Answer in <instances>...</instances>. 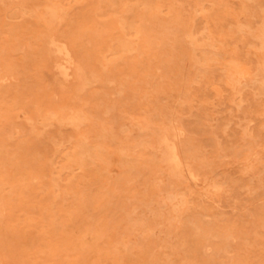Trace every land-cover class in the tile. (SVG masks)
<instances>
[{"label":"rangeland","instance_id":"374dc122","mask_svg":"<svg viewBox=\"0 0 264 264\" xmlns=\"http://www.w3.org/2000/svg\"><path fill=\"white\" fill-rule=\"evenodd\" d=\"M47 1L46 0H37V1L34 0L33 4H32V0H25L24 2L22 0L21 1L17 0V3H16V0H0V46L4 45V46L0 47V86H1L0 87L1 88L0 94H2V95H0V99H1L0 101H2L1 102L2 104L0 103V137H2L1 140L6 139L5 142H3L4 140L3 141L0 140V153L1 152L3 153L5 151L8 152V153L5 152L6 154L3 153L4 156H3V154H2V156L0 155V159H1L0 160V174L2 173L0 175V183H1V179H2V182L6 180L4 182V185H3V183H2V186L0 184V193H1L0 194V231L2 230L1 231L2 233L0 232V234H1L0 240L3 238L0 241V264H29V263L30 264H37V263L38 264H55V263L56 264H61V263L63 264V262H64V264H72V263L76 264V263H74L75 260H76V262L81 260L80 261L81 263L77 262V264L78 263L79 264H88V263L89 264H130V262H132V261L135 262L134 264H140L139 261L141 262V264H180V263L181 264H188V263L190 264V261H191V264H196V263L197 264H203L205 259L207 260L206 261L207 264H216V263H218V264H232V263L233 264L234 263L239 264V262L241 264H244L243 262H245L246 264H251L253 262V260H254V262H253L254 264H256L257 262L259 264H264V258H262L261 255H259L261 253H264V243H262L261 240H260V242L258 240V238H259V239H262V241H264V237H262V236H264V233H262V232H264V230H262V229H264V216H261V215H264V48H262V46H264V44H262V43H264V39H261L262 43H260L261 40L256 38V37H258L257 34H259V38H264V30H262V26H264V25L261 24V22L264 23V18H262V17H264V11H262V10H264V7H261V6H264V0H221V2H220V0H218L219 3L224 4V5L221 4L222 6L219 3H216V0H170V1L169 0H164V1L163 0H155V1L153 0V2L151 0H145V1L144 0H69V1L68 0H49L50 3H49V1L48 2ZM147 1H149V2L151 1V3L149 4V2H147ZM225 1L228 2L229 4L226 3ZM240 1H242V2H240ZM57 2L61 3V5L63 3L64 4L61 6ZM97 2H98V4H97ZM154 2H155V4H154ZM158 2L161 4H159ZM163 2H164V4H162ZM136 3L139 5H137ZM170 3H172V4H170ZM20 4H23V5H20ZM37 4L39 5V7ZM67 4H69V5H67ZM141 4L144 6L141 7ZM35 5H37V6L34 8ZM48 5L51 7H48ZM95 5L97 7L94 8L93 6H95ZM151 5H153V6H151ZM160 5H161V7H162V5H164V6L161 8ZM167 5H170V8ZM171 5H173V7H171ZM202 5H203V7H202ZM53 6H55V7H53ZM77 6L78 7L81 6L80 9L82 8L83 10L85 8H87V9H85L84 12L85 13L88 12L89 14L88 13H86V14H88L89 16L86 14H83V10L78 9ZM84 6H85V8H84ZM150 6L152 7V10H151ZM155 6H157L156 9H155ZM223 6L226 7L227 10ZM228 7H231V8L233 7L232 9H236V10L233 11L231 8H228ZM239 7L241 8L240 10L238 9ZM15 8L19 9V11H20V8L21 9L23 8L21 12H18V13H20V15L17 13L18 10ZM24 8H27L28 10L24 9ZM51 8H53L52 9L53 11H51ZM97 8L99 10H97ZM160 8L163 11L159 12ZM171 8L174 10H178L179 12L173 11ZM13 9L16 10V12H14ZM153 9H155L156 11H154ZM43 10H45V11H43ZM47 10H50V12H52V13L48 12ZM62 10H64L65 13L64 12L62 13ZM243 10H245V11L247 10L248 13L247 12L245 13V11H243ZM23 11L27 12V13L25 14ZM96 11L99 12V14ZM148 11H151V12H149L151 14V15L149 14V17L154 16V17H152V19H150V22L152 25L150 24V22H148L149 19L146 18V17H148V15H147ZM28 12H30V14L32 16L30 14H28ZM45 12H47L48 14ZM139 12H140V14H139ZM43 13H45L46 15ZM144 13H145V15H144ZM169 13H171V14H169ZM216 13H217V15H216ZM234 13H236V14H234ZM63 14H64V17H63ZM141 14H143V15H141ZM165 14L166 15L169 14L168 15L169 18L166 19ZM174 14L176 17L173 16ZM242 14H244V15H242ZM170 15L173 16V19L170 18V17H172ZM224 15H225V17H224ZM25 16L28 17V19ZM29 16L32 18H29ZM34 16H36L38 18H36ZM144 16H146V17H144ZM215 16L217 18L222 17V19H217ZM22 17H23V20L24 19L26 20L24 22H26L27 24H25L23 22V20L20 19ZM57 17H58V19H57ZM70 17L73 19H71ZM83 17H84V19H82ZM101 17H102V19H101ZM118 17H120V19H118ZM157 17H159V19ZM180 17L182 19L178 20V18H180ZM44 18L45 19L47 18V20H45ZM86 18H88V19H86ZM121 18H123L124 22H123V20H121ZM168 19H170L171 21H169ZM174 19H175V21H174ZM184 19H185V21H184ZM74 20L76 21V23ZM82 20H83V22H82ZM181 20H183V21H181ZM186 20H188V21H186ZM55 21H57L56 24H55ZM90 21L92 23L94 22L93 25H91L92 23L87 25V23H89ZM98 21L100 24L98 23ZM126 21H128L127 25L124 24V23H127ZM132 21H134V22H133V24H131V26L132 25L135 26L134 27L135 30L129 24V23H132ZM161 21L163 23H161ZM189 21H190V23H188ZM17 22H20V23H17ZM28 22L30 24L31 23L32 24L29 25ZM68 22H70V23H68ZM79 22L82 26H79L80 24L77 25V23H79ZM103 22L108 25V28H107V25H105ZM138 22L139 23L142 22L141 23L142 25L138 24ZM13 23H16L17 25L13 24ZM21 23H23V24H21ZM73 23H74V25H73ZM117 23H119V25ZM153 23H156L155 26ZM234 23H236V24H234ZM34 24H35V26H34ZM36 24H38L39 26L41 24V27H40L41 29ZM59 24H60V26H59ZM121 24H123V25H121ZM135 24L138 25V28L136 27L137 25H135ZM179 24H181V25H179ZM182 24H184V25H182ZM66 25H67V27H66ZM68 25H70L71 27ZM96 25H97V27H96ZM120 25H121V27H119ZM128 25L133 30L129 29ZM144 25H145V28H143ZM146 25L149 28H147ZM158 25L161 28V32H163L164 34L163 33H159L161 35L158 34V32H160V28L158 27ZM14 26L18 27V29ZM21 26H23L22 28L24 30L21 28ZM27 26H28L29 30L32 32L31 34H34V36L33 35H31L32 37L28 36V35H30V31L28 32ZM29 26H31V27H29ZM32 26H33V29L35 28V30H33V29L31 30ZM63 26H65V27H63ZM72 26H74L75 28L77 27V28L75 29ZM94 26L96 29H93ZM181 26H183V27H181ZM43 27H45V28H43ZM109 27H111V28H109ZM156 27H158V28H156ZM238 27H240V28H238ZM153 28H154V30L156 29L158 31L157 32L155 30L156 34L154 33L155 32L154 30H151ZM162 28H164V29H162ZM177 28H179V29H177ZM222 28H223V33H221ZM258 28H259V30H262V34H261V31L259 33ZM4 29L5 30L7 29L8 31L7 30L6 31L8 33L5 32ZM72 29H74L76 32L75 33L73 31V35H72V32H70V31H72ZM109 29H111L113 32H111V30H109ZM137 29H138V31H136ZM173 29H175L177 31H175ZM229 29H232V33H229V32H231V31H229ZM237 29H239V30H237ZM251 29H253V31H251ZM17 30L18 31L21 30L22 33L19 31L21 33V35H20V33H18ZM37 30H40V31H37ZM80 30L85 35L84 39L85 40L87 39L86 41L83 40V38H82L83 35H82V32H80ZM95 30L97 31V33L95 32ZM142 30H144L143 31L144 33L142 32ZM145 30H146V33H145ZM147 30H148V32H147ZM182 30H184V31H182ZM190 30H191V32H190ZM98 31H100L101 34L103 33L100 37L98 36V35H100L98 33ZM105 31H107V32L105 33ZM120 31L122 33L124 32L123 35ZM180 31L182 32V34ZM187 31H189V33H191V34H188ZM23 32H24V34H23ZM69 32L71 35L69 34ZM79 32H80V35H82L81 37L79 35ZM165 32H167V33H165ZM212 32H213V34H212ZM224 32H228V33H224ZM252 32H254V33H252ZM44 33H48V35L47 34L45 35ZM67 33H68V35H66ZM95 33H96V35H95ZM139 33H140V35H139ZM186 33H187V35H186ZM219 33H221L222 35H219ZM18 34L20 35V37H18L19 36ZM39 34H41V35H39ZM110 34H111V36L114 34V37L116 35H119L120 37L118 39V36H116L118 40L113 39L114 37H110L112 39V41H111L108 37V36H110ZM126 34H127V36H126ZM146 34H147V36L150 35V37L147 38ZM154 34H155V37L157 35L158 36L155 38ZM165 34H167V36H169L168 39H167ZM180 34L182 37L180 36ZM184 34H185V36H184ZM208 34L210 35V37H208L209 36ZM254 34H255V36H254ZM36 35H38V36H36ZM61 35L62 36L65 35L64 37H66L68 41L66 40V38L65 39L62 38ZM88 35H89V38H88ZM164 35H165V37H164ZM73 36H75V38ZM96 36H98L99 38ZM122 36H124L126 39H124V37H122ZM128 36H129V38H128ZM131 36H134V37L130 38ZM135 36H137V37H135ZM173 36H175V39L173 38ZM179 36L181 37L180 39H179ZM222 36H223V38H222ZM39 37H40V39H39ZM77 37H79V38L76 39ZM91 37H94V38H91ZM142 37H144V39ZM176 37L179 40H177ZM2 38L4 39L5 44H4V41ZM10 38H12V39H10ZM26 38L29 41L26 40ZM80 38L82 39V42H80L81 41ZM95 38H97V39H95ZM18 39L21 40V42L17 41ZM90 39L91 40L95 39V40L94 41L92 40L93 41L92 42ZM170 39H172V41ZM223 39H224V42H223ZM34 40L36 41L35 43H33ZM74 40L76 41V43L73 42ZM164 40H165V42H164ZM166 40L167 41L169 40L168 41L169 43ZM193 40L196 41V43ZM209 40H212V41H209ZM6 41H7V43H6ZM11 41L13 43H15V42L16 43L12 44ZM22 41H24V42L22 43ZM98 41L99 42L101 41V42L98 43ZM109 41H111L112 45H110ZM120 41L122 42V44ZM129 41H130V43L128 44ZM136 41L139 43H137ZM173 41L174 42L176 41L178 43H176V45H174L175 43ZM186 41H188V43H186ZM57 42H58V44H57ZM161 42L164 43L165 46H163L164 44H162ZM209 42H210V45H209ZM218 42L220 45L222 44L223 46H220L218 44ZM8 43H9V46L6 45ZM124 43H126L129 46H126V44H124ZM190 43H191V45H190ZM192 43L197 44V45H194L196 48L192 45ZM211 43H214L215 45L214 44L211 45ZM33 44H35L34 48H33V46L30 47ZM67 44H68V46H67ZM137 44H139L140 46ZM169 44H171V45H169ZM260 44H262V45H260ZM13 45H15V47ZM16 45H19V46L16 47ZM45 45H46V47H45ZM101 45L103 46V48L106 51L103 50ZM186 45H187V47L189 46L191 48H186L185 47ZM109 46H111V47L109 48ZM113 46H115V47H113ZM125 46H126L127 51L125 50ZM169 46L170 47L172 46L171 47L172 50L170 49ZM173 46H175V47H173ZM28 47H30V48H28ZM41 47H42V50H41ZM106 47H107V49H106ZM119 47H121V48L119 49ZM129 47L131 48V50ZM135 47L138 49H135ZM147 47H148V49L150 47H152V48H150L148 50ZM256 47H257V50H256ZM4 48H6L7 52L4 50ZM31 48H33L32 49V50H34L33 52H31ZM78 48H80V50ZM100 48H102V50H100ZM142 48H144V50ZM153 48L154 49L157 48V49L154 50ZM158 48H160V49H158ZM192 48H194V49L192 50ZM203 48H205V49L203 50ZM212 48H213V50H212L213 53L211 52ZM109 49H111L110 50L111 52L109 51ZM116 49H117V51H116ZM151 49H153L156 52H154L153 50L150 51ZM27 50H28V52H26ZM112 50L113 51L115 50L116 52L114 53V52H112ZM119 50L122 52V55H121V52ZM136 50H138V53ZM139 50H140V52L142 51L143 53L142 52L140 53ZM165 50L167 53H165ZM170 50L172 52V55H171ZM189 50H191V51H189ZM204 51L207 54L210 53V56H205L206 54H203ZM75 52H78V53H75ZM104 52H105V54H104ZM147 52L148 53L150 52V53L148 54ZM190 52H191V55L189 54ZM127 53H129V55ZM130 53H132V55ZM160 53H163V54H160ZM186 53H188V54H186ZM196 53H197V55H196ZM24 54H26V56ZM33 54H35V55H33ZM85 54H87V55H85ZM109 54H110V56L111 55L112 56L110 57ZM113 54H114V57H113ZM116 54L118 55V57H116V59H111L112 57L115 58V56H117ZM151 54L152 55L156 54L155 55L156 57L152 56ZM165 54H167L170 57H168V56L166 57ZM181 54H183V55L185 54L186 56L185 55L182 56ZM198 54H199V56H198ZM50 55L53 58H50ZM139 55H140V57H138ZM147 55L148 56L150 55L152 57L149 56V58L148 57L145 58V56H147ZM160 55H162V56H160ZM193 55H194V57H192ZM200 55L203 56V58L206 57V59L207 58L210 60L212 58H215V59H213L211 61L210 60L208 61V59L202 60V57H200ZM85 56H86V58H85ZM143 56H144V58H143ZM158 56L163 57L161 60L162 62L159 61ZM108 57H109V60H108ZM171 57H173L174 59ZM189 57L191 59L194 58L197 60L196 61H194V59L191 60ZM22 58H23V60H22ZM29 58L31 59L32 62L30 61ZM118 58H121V59H119L120 61L118 60ZM130 58H132L131 61H130ZM137 58H139V59L137 60ZM150 58H152V59H150ZM157 58H158V64L156 62ZM14 59H15V61H14ZM39 59H40V61H39ZM106 59L110 63L108 61H106ZM124 59H126V61H124ZM147 59H148V62H147ZM233 59H234V61H233ZM16 60L17 61L19 60V61L17 62ZM100 60H102V61H100ZM127 60H129L130 62H128ZM139 60L140 61L144 60V61H143V63L142 62L140 63ZM27 61H29L28 65L31 64V66L26 65ZM197 61H198V63L196 64ZM103 62H105V64ZM125 62H128V63H125ZM131 62H133V64ZM145 62H146V64L151 63V65L148 64V67L149 68L151 67L150 68L151 71H152V67H153L154 63L158 67L160 66L159 69H163V70L160 71L158 69V67L157 66L155 67V65H154L153 68L156 69L155 72L160 71L159 72L160 74L157 72L154 73V71L151 72L152 73L151 74L148 72L150 70L147 67V65L145 64ZM203 62H204V64L202 65ZM38 63H39V65H38ZM43 63L46 66L43 65ZM54 63H55V65H54ZM160 63L162 65H163V63H165V65H167V66L166 67H165V65L162 66ZM242 63H245V64L243 65ZM3 64H5V66H3ZM13 64H14V66H12ZM101 64L103 67H105L103 70L101 69ZM109 64H110V66H109ZM128 64H129V66H127ZM192 64H193V66H192ZM199 64H200V67H199ZM21 65H23V66H21ZM37 65H38V67H36ZM171 65L174 67H172ZM201 65H202V67H201ZM11 66H12V68H11ZM170 66H171V68H170ZM52 67H55V68H52ZM137 67H138V69H137ZM203 67H204V69L205 68H207V69L203 70ZM28 68H32V69L29 70ZM125 68L128 71V73L125 70ZM194 68H196L198 70L196 71V69H194ZM243 68H244V70H243ZM26 69H28V70H26ZM122 69H124V70L122 71ZM170 69H171L172 75L170 74ZM200 69H202L204 72ZM245 69H246V71H245ZM135 70L139 71V73L138 72L136 73ZM188 70H190V71L188 72ZM224 70H226V71H224ZM91 71L93 73H91ZM111 71L114 73H112ZM163 71L164 72L166 71V73H167V74L163 73L165 76L162 75ZM176 71L177 72L179 71V75H177V76L174 75V74H178ZM115 72H117V73L115 74ZM130 72H132L134 74L132 75V73H130ZM199 72L201 73L200 74L201 76L199 75ZM226 72H228V74H226ZM81 73L83 74V76L81 75V77H80ZM135 73H136V75H135ZM191 73H194V74H191ZM195 73L199 77H195V76H197ZM86 74L88 77L86 76ZM94 74H96V75H94ZM110 74H112V75L114 74V77L112 75L110 76L111 78L108 77V75H110ZM121 74H123L124 76L122 75L120 77L119 75H121ZM184 74H187L189 76L187 77ZM202 74L206 80L203 78ZM238 74H240L241 76H238ZM90 75H94V76L91 77ZM98 75H99L100 79L98 78ZM128 75H131V77ZM152 75L154 76L153 78H152ZM161 75L163 76L162 78H161ZM104 76H107V77H104ZM136 76H137L138 80H137ZM145 76H147V78ZM40 77H44L45 81H44V78H40ZM51 77H52V79H51ZM118 77L119 78L124 77V78H122V80L124 81V79H125L126 81L123 82ZM148 77L151 78L152 81ZM190 77L192 79L193 78L194 79L192 80ZM31 78H32V80H31ZM38 78H39V80H38ZM101 78H102V80H101ZM141 78H142V80H144V78H146V79L144 81H142ZM172 78H173V80H171ZM195 78L198 80H196ZM224 78H226V79H224ZM232 78H233V80H232ZM83 79H85L84 81L89 80V82H91V83L88 82L89 85L85 84ZM134 79L138 82H136ZM2 80H3V82H2ZM46 80H47V82H46ZM76 80H77V82H76ZM149 80L151 81L150 83H149ZM157 80H159V81H157ZM166 80H167V82H164V86H163V90H162L161 85H163V81H166ZM188 80H189V83H188ZM87 81H86V83H87ZM92 81H93V83H92ZM96 81H98L99 84H97ZM172 81L175 84L172 83ZM206 81H208V82H206ZM168 82H170L171 84ZM209 82H211V83H209ZM4 83H5V86H4ZM46 83H47V86H46ZM205 83H207L206 86H205ZM19 84H20V87L17 86ZM37 84H38V86H36ZM92 84H94V85H92ZM136 84L137 85L140 84V85L137 86ZM165 84L166 85L168 84V85L166 86ZM85 85H87V87H85ZM124 85L126 86L127 89L125 88ZM112 86H113V88H112ZM147 86L148 87L150 86V87L148 88ZM170 86L172 88H170ZM179 86H182V87H179ZM237 86H239V87H237ZM29 87H30V89H29ZM36 87H38V88H36ZM103 87H105V88L103 89ZM136 87H139V90L142 92V94H140L141 92ZM159 87L161 89H159ZM175 87L176 88L178 87V89H176L177 91L175 90ZM132 88H133V91H132ZM164 88H165V90H164ZM167 88H168V90H167ZM83 89H84V91H82ZM93 89H94V91L96 89L97 92H94ZM130 89H131V91H130ZM27 90H28V92H27ZM144 90H145V92H143ZM171 90H172V92H171ZM184 90H186L187 93H185L186 91H184ZM149 91H150V93H149ZM117 92H119V93H117ZM126 92L131 93L130 94L131 96H129V93H126ZM27 93H28V95L26 96ZM99 93H102L103 95L102 94L99 95ZM186 94H187V96H186ZM3 95H5L6 97ZM75 96H77V97H75ZM128 96H129V99H128ZM144 96H147V98H149V99L144 98ZM99 97H100V99H98ZM2 98H3V100H2ZM79 98L80 99L84 98V99L80 100ZM88 98L90 99L89 101H88ZM106 98H108V100ZM184 98L186 100L188 99V101H185ZM134 99L140 100L141 103L138 102L137 100H134ZM46 100L49 101V102L47 101L49 104L46 102ZM86 100H87V102H86ZM119 100H121V102L123 101L122 102L123 104L122 103L120 104ZM127 100H128V103H127ZM145 100L146 101L148 100V101L146 102ZM41 101L42 102L45 101L44 104ZM69 101H71V103ZM104 101L106 103H104ZM3 102H4V104H3ZM95 102L98 103L99 105L103 104V106L101 105L102 108L99 106V108H100L99 109L97 106L98 104H96ZM117 102L120 105L119 104L115 105V104H117ZM68 103H69V105H67ZM72 103H73V105H72ZM107 103H109L108 104L109 106L107 105ZM129 103H130V105H129ZM142 103H144V104H142ZM10 104H12V106ZM104 104H106V105H104ZM124 104L126 106L127 105L128 106L126 107ZM89 105L92 108H90ZM121 105L124 108L126 107V111L123 110L124 108ZM35 106L37 109L35 108ZM45 106L48 109H46ZM49 106H50V108H49ZM58 106H60V107H58ZM104 106H107V107L104 108ZM115 106H117V107H115ZM134 106L137 109H134L135 108ZM61 107H62V109H61ZM87 107H88V109H87ZM132 107H133V110H132ZM83 108H84V111H82ZM117 108H118L119 112H118V110L116 111ZM127 108L129 111L127 110ZM85 109H87L86 112H85ZM17 110H19V112ZM55 110H57L58 112ZM97 110H99V111L101 110V112H99ZM141 110L143 112H141ZM46 111L48 113L49 112L50 113L48 114ZM109 111H111V112H109ZM75 112L77 114H79V116ZM90 112L91 113L93 112L94 114L90 115ZM96 112L98 114H95ZM121 112H123V114ZM127 112H128V114H127ZM132 112H134V114H136V115H134ZM60 113H62V115ZM110 113H112V114H110ZM114 113L116 114V116ZM130 113H132L134 116L132 115L130 117V115H131ZM55 114H57L56 118L54 117ZM63 114H64V116H63ZM108 114L111 116V118ZM42 115H44V116L41 117ZM67 115H68V118H67ZM81 115H82V118H81ZM92 115H93V117H92ZM98 115L103 116V118L106 116L107 117L102 119L101 117L99 118ZM127 115H129V116H127ZM15 116H18V118ZM112 116H113V119H112ZM137 116H140V117H137ZM13 117H15V118H13ZM52 117H53V119H52ZM118 117H120V118H118ZM132 117L137 119V120L135 121L134 119H132ZM3 118H5V119H3ZM25 118H27V119H25ZM165 118H166V120H165ZM39 119H40V121H39ZM45 119L49 122H53L54 124L53 123L50 124ZM56 119H60V120H56ZM82 119H84V120H82ZM149 119L153 120L155 122L152 121L150 124V123H148V122H150ZM159 119H160V121H159ZM54 120H56V121H54ZM90 120H92V121H90ZM103 120H104V123L106 122L105 126L103 125L104 124ZM145 120H147L148 122ZM7 121L9 122V124ZM138 121H139V123L142 122L143 124L140 123L141 124L140 125L138 123ZM10 122H12V124ZM56 122H58V123L60 122L61 124L59 123L60 124L59 125ZM63 122H64V124H63ZM114 122L118 123V124H115ZM145 122H147V124H145ZM80 123L83 125H81ZM154 123H156V124H154ZM70 124H72V126ZM113 124H115V125H113ZM148 124H150V127ZM31 125L33 127L35 126L36 130L34 128H32ZM57 125H58V127H57ZM84 126H87V127L89 126V127L87 128ZM115 126H116V128H115ZM29 127H31L32 129ZM59 127H61V128H59ZM96 127H99V128H96ZM118 127H119V129H118ZM125 127H127L128 130H127V128L125 129ZM57 128H59V131L57 130ZM68 128H69V130H68ZM113 128H114V130H113ZM155 128H157V129H155ZM33 129H34L36 134L33 133L34 132ZM61 129H62V131H61ZM75 129H79V130H75ZM85 130H87V131H85ZM180 130L182 133L180 132ZM80 131L82 133H80ZM83 131H85V132H83ZM115 131H117V132H115ZM56 132L60 133V135L57 134ZM86 132H88V133L86 134ZM136 132L139 133L140 135L138 134L139 135L138 136ZM3 133H6V134L3 135ZM32 133L37 135L38 137L35 135L33 136ZM65 133H67V134H65ZM118 133L120 134V136L118 135ZM149 133H151V134H149ZM154 133L155 134L159 133L158 138H157V135H155ZM11 134H14V135H11ZM23 134H25V135H23ZM64 134H65V137H66V135L68 136L66 138L64 137L65 139L63 138ZM76 134H77V136H76ZM122 134L126 135L127 137L122 135ZM57 135H59L60 137ZM94 135H95V137H94ZM173 135L175 137H173ZM5 136H6V138H3ZM69 136H71V137H69ZM86 136H87V138H86ZM128 136H130V137H128ZM8 137H10V138H8ZM30 137H31V140L29 139ZM93 137H94V140L92 142L91 139H93ZM133 137H135V138H133ZM18 138H19V140H17ZM20 138L23 140V141L21 140L22 142L20 141ZM124 138H125V140H123ZM159 138L161 139V141H159L160 140ZM162 138L165 140L162 141ZM182 138H183V140H181ZM57 139H59V140H57ZM87 139H88V143H86ZM128 139H130V140L128 141ZM131 139H133L134 141L132 140L133 142H131ZM32 140H34V141H32ZM60 140H62L63 142ZM80 140H82L81 141L82 143H79L80 144V147H79V144H77V143L80 142ZM83 140L89 146H86L85 143H83ZM121 140H123V141H121ZM146 140H148V142ZM56 141H58V142H56ZM68 141L70 144L68 143ZM98 141H100V142H98ZM154 141H156V142H154ZM180 141H183V142L181 143ZM8 142H10L12 145L10 146V144H8ZM95 142H98L97 143L98 145L101 143V147H100V145H99V147H95V146H98L97 144L94 145ZM110 142H112L111 145H113L114 148H113V146L110 145ZM1 143L3 144V146ZM5 143H6V146H4ZM32 143H34L35 146L37 145L39 148H37V146L34 147V145H32ZM54 143L57 146H55ZM58 143H59V145H58ZM75 143H76V145H75ZM104 143H106L108 146L110 145V147H112L113 149H110V147L106 148ZM180 143L183 145L181 146ZM150 144H152V145L150 146ZM28 145L31 148L30 147L28 148ZM43 145L44 146L46 145L47 148L44 147L43 151H40V148L42 150ZM116 145H118V147ZM163 145L164 146L166 145V147H164ZM184 145H186V146L184 147ZM1 146H2V148H1ZM81 146L83 147L82 150H81ZM85 146H86V148H85ZM92 146H94V147H92ZM102 146H104V147H102ZM16 147L17 148L19 147L18 150L16 149ZM21 147H25V149L21 148ZM49 147L52 148L53 150L52 149L50 150ZM67 148H68V152L66 151ZM70 148H72V149H70ZM84 148H85V152L83 150ZM101 148L103 150H105V152ZM8 149H10V150H8ZM38 149H39V152H38ZM57 149L59 150L58 151L59 153L55 151ZM61 149L62 150L66 149L65 153H68V155L62 154L63 152H60ZM136 149H138L137 152H136ZM187 149L191 151L190 154H192V155H190V157H189V151H187ZM32 150L35 154H33V152H31ZM69 150H74V151H69ZM89 150L90 151L93 150V152H94V150H96L97 152L100 150V152L97 153L95 151L94 154L95 153L96 154L94 155L93 152H91L89 154L88 153ZM167 150H168V152L170 151L169 154H168ZM11 151H12V153H11ZM44 151H45V154H44ZM101 151H103L105 154ZM142 151H145V152H142ZM171 151H172V153H171ZM23 152H25L24 156L21 155V153L23 154ZM48 152L50 154H48ZM75 152H76V154L77 153L78 154L76 156L74 155L75 157H71V155L73 156V154H75ZM160 152H162V154ZM183 152H184V154H183ZM15 153H17V154H15ZM37 153L39 155H36ZM51 153H52V155H51ZM138 153H140V155L142 153V155L140 156ZM11 154H12V156L14 154L15 155L12 157ZM46 154H48L49 156L47 157ZM79 154L81 156H83L86 160L88 158L87 161L85 159H83V157L80 158V162H82V161L86 162V163L82 164L81 166L79 165L81 163L78 162L79 157H81V156H79ZM98 154L100 155V157ZM171 154H174V155H171ZM29 155H31V156H29ZM40 155L42 158L40 157ZM57 155H58V158H57ZM64 155L65 156L67 155V157H65ZM88 155L89 156L91 155V156L89 157ZM10 156L13 160L10 158ZM27 156L30 158H28ZM68 156H70V157L68 158ZM77 156H79V157H77ZM86 156H87V158H86ZM104 156L106 157V161H107L108 165L105 164L106 161H104V162L102 161L105 158ZM123 156H125L127 158H125ZM172 156H174V157H172ZM3 157H4V159H3ZM59 157H60V159H61V157H63L64 159L63 160L61 159L62 160L61 161L59 159ZM120 157L123 159V161ZM132 157L135 158V160ZM140 157H141V159H140ZM183 157H184V159H183ZM130 158L132 160H130ZM185 158H187V159H185ZM8 159H10V161ZM94 159H95V161H94ZM158 159H160V161ZM23 160H24V162H23ZM66 160H67V163H66ZM142 160H143V162L146 161V163H142V162L139 163L138 162V161H142ZM30 161H32V162H30ZM46 161H48V162H46ZM118 161H120L119 162L120 164L116 163ZM154 161H156V163H153ZM51 162L53 163V166L55 164H56L55 166L58 165L57 166L58 168L55 166L53 167ZM54 162H55V164H54ZM20 163H21V165H20ZM70 163H72V164H70ZM7 164L9 165V167ZM44 164H45V166H44ZM61 164H64L65 166H63ZM86 164L87 165L90 164L89 167ZM134 164H135V167H134ZM156 164L158 167L156 166ZM38 165L39 166L41 165V166L39 167ZM48 165H49V167L47 168ZM59 165L61 166V168ZM72 165H73V167H72ZM77 165L80 167H78ZM83 165H84V167L82 170ZM97 165L100 167V171L102 174L100 173L99 167ZM127 165L128 166L130 165V167H128ZM23 166H26L24 168L25 174L23 173ZM66 166H68L67 170H66ZM154 166H155V168H154ZM186 166H188V167H186ZM193 166L195 167V169ZM44 167H45V169H44ZM63 167H65V168H63ZM126 167H128V168H126ZM175 167L176 168L179 167V168L175 169ZM182 167L185 169H183ZM41 168H42V170H41ZM94 168H97V174L95 173L96 169H94ZM158 168H160V169L158 170ZM180 168L183 170H181ZM186 168L188 169V171ZM16 169L19 173L16 171ZM56 169H60V170H56ZM155 169H157V170H155ZM12 170H13V172L11 173ZM27 170H28V172H27ZM55 170H56V172H54ZM71 170H73L74 172ZM92 170H93V172H92ZM154 170L157 172H155ZM193 170H194V172H193ZM30 171L32 173H30ZM76 171L77 172L79 171L78 174ZM83 171L86 174H84ZM89 171L91 172V174L89 173ZM152 171H154V172H152ZM181 171H183V173ZM189 171L193 172V174ZM126 172H127V174H126ZM140 172H143V173H140ZM186 172L188 174H186ZM5 173H6V176H4ZM14 173H16V175ZM27 173H30V174H27ZM44 173L47 175V178H45L46 175L42 176V175H44ZM59 173L61 175L63 174V176H61V175H59V176L55 175L54 176L53 175V174H59ZM92 173H94V175ZM117 173H119L120 175L119 174L117 175ZM33 174H36V175H33ZM50 174L52 176H54L55 178H57V176L60 177V179H57L58 183H55V184L53 183L54 182L53 180L55 178L52 180L51 179L52 176ZM67 174H69V177ZM87 174L90 177H92L93 180H90V178L88 179ZM142 174H143V176H142ZM184 174H186V176ZM190 174H192V175H190ZM12 175H14V176H12ZM48 175L51 177H49ZM79 175L80 176L82 175V177H80ZM83 175L86 178H84ZM114 175L117 176L118 178L115 177ZM168 175H171V176L168 177ZM188 175L190 178L188 177ZM3 176H4V178H3ZM73 176H75V177H73ZM77 176H79V177H77ZM124 176H125V178H124ZM193 176H194V178H193ZM15 177H16V179H15ZM18 177H20V178L18 179ZM38 177H39V180H38ZM112 177L117 178L118 181L117 180L115 181V179L113 180ZM136 177H137V179H136ZM23 178L25 180H29V181H25ZM40 178H41V180H40ZM42 178H45V179L42 180ZM75 178H77V180ZM111 178H112V180H111ZM133 178L135 179L134 181L132 180ZM178 178H179V181L177 180ZM22 179L25 182H23ZM67 179L68 180L70 179V180L68 181ZM72 179L73 180L75 179L77 181V183L75 182V184H76L75 186H74V182H72L73 181ZM86 179H88V180H86ZM94 179H95V181H94ZM10 180H11V182H10ZM18 180L19 181L21 180V181L19 182ZM82 180H84L85 182L87 181L91 185L88 184L87 182L84 183ZM109 180H111V181H109ZM127 180L128 181L130 180V181L128 182ZM51 181H53V182H51ZM63 181H64V183H63ZM66 181L70 182L69 183L70 186L69 185L66 186V184H68ZM112 181H114V183ZM15 182H16V184H15ZM22 182L25 183V185ZM40 182H42V183L40 184ZM47 182L50 183L49 186H50V189L52 191L50 189H48L49 186H48ZM71 182H72V184H71ZM93 182L96 183L97 185H95ZM125 182H126V185H125ZM130 182L132 184H130ZM145 182L148 184H146ZM180 182H182L181 185H180ZM27 183H28L29 188L27 187ZM29 183H30V186H29ZM43 183L46 185H44ZM78 183H80V185H82V186L84 185V186L82 187ZM8 184H9V186H8ZM21 184H22V186H20ZM128 184H130V185H128ZM137 184H138V186H137ZM33 185H34V187H33ZM64 185L66 188H64ZM85 185L88 187L89 186H91V187H89V189H88V187L86 188ZM104 185H105V187H104ZM121 185L123 188L121 187ZM23 186H25V187H23ZM31 186L34 189L36 188V190L38 189L37 191H39V190L40 191L39 192H37L36 190L34 191V189H32ZM39 186L40 187L43 186V187H41L42 189H40ZM78 186L82 187V188H79ZM96 186H98V188ZM99 186L103 187L104 189H102ZM117 186L118 187L120 186L121 188L120 187L118 188ZM143 186L145 187V189ZM4 187H7V188H5L6 191L4 190ZM13 187H15V188H13ZM20 187H21V189H23L22 191L19 190L21 195H20L19 191L17 190V188L20 189ZM57 187H59V189ZM107 187H109L108 190H107ZM116 187H117V189H116ZM129 187L131 189L130 192L128 191ZM24 188L26 190H24ZM136 188H137V191H136ZM159 188H161V189H159ZM13 189H15V190H13ZM54 189L56 191H58V193L54 194V192H56V191H53ZM85 189H86V191H85ZM132 189H134V190H132ZM142 189H143V191H142ZM60 190L61 191L65 190L66 193L64 191L61 193ZM74 190L77 192L79 191L78 194H76V192H74ZM104 190H107L106 194L103 192L105 195H102L103 194L102 191H104ZM46 191H47V193H46ZM135 191H136V193H135ZM36 192H37V194H36ZM50 192L51 193L53 192L52 194L55 198L53 196H51V197L49 196V195H52ZM137 192H139V195ZM140 192H142L143 194L142 193L140 194ZM34 193H35V196H34ZM48 193H50V194H48ZM59 193H61V195H58ZM73 193H74V199L72 198ZM109 193H110V195H109ZM75 194H76V196H75ZM85 194H87V195H85ZM117 194H119V195H117ZM134 194H136V195H134ZM14 195H15V197H14ZM29 195H31V197H29ZM88 195H89V197H88ZM131 195H132V197H131ZM184 195H186V196H184ZM60 196L62 198H60ZM63 196L66 198L67 202L65 199L63 200V198H64ZM108 196H109V198H108ZM125 196H127L128 198L131 197L132 201L129 200ZM137 196H139V197L141 196L140 198H141L142 202L140 201V198H138ZM33 197H35V199H34L35 202L32 201ZM97 197L99 199H97ZM104 197H105V199H104ZM12 198L14 199V201H12ZM15 198H18V199H15ZM113 198H114V200H112ZM133 198L135 199L134 201H133ZM29 199L32 201V203H30L31 201ZM41 199L43 201H40ZM57 199L60 200V202H58ZM70 199H71V202H70ZM179 199H182V200H180V203H183L182 205L179 204ZM185 199H186V201H185ZM53 200L54 201L56 200L55 203ZM97 200L99 202H97ZM144 200L147 203H145V202L143 203ZM148 200H150V201L148 202ZM9 201H10L11 206L8 205ZM72 201H74V203L75 202H77V203L74 204ZM19 202H23V203H19ZM64 202H66V203H64ZM87 202H88V204H87ZM130 202H132V203H130ZM140 202H141V204H140ZM69 203H72L71 206H69ZM102 203H103V205H102ZM120 203H122V204L120 205ZM128 203H130V204H128ZM137 203H139V204H137ZM20 204H22L20 206L21 209L19 207ZM30 204H32V206ZM45 204H47V205L50 204V205L46 206ZM54 204H56V205H54ZM59 204H61V205L58 206ZM85 204H87L89 207L85 206V209H84ZM134 204H136L137 206ZM80 205H82V208L78 209V206L81 207ZM109 205H111L110 208H108ZM129 205H130V207H129ZM188 205H190L191 207ZM8 206L11 208L9 209ZM57 206L59 207L58 209H57ZM62 206H63V208H62ZM258 206H260L259 209H258ZM64 207H66V208H64ZM95 207H96V210L93 211V209H95ZM177 207L181 210V212H180V210H177L178 209ZM68 208H70V210ZM131 208H133V209L130 211ZM189 208L192 210H190ZM42 209H44L45 211ZM194 209H196V212H194L195 211ZM255 209H257V210H255ZM9 210H10V212L11 211L12 212L10 213ZM60 210H61V212H60ZM65 210H66V212H64ZM125 210L128 213H125ZM251 210H253L254 212ZM22 211H24V212H22ZM52 211L54 212V214H51ZM185 211L187 213H185ZM205 211H206V213H205ZM114 212H117V213H115L117 216L114 214ZM121 212H122V214H120ZM18 213H20V214H18ZM67 213H70V214H67ZM83 213H84V217H83ZM94 213H95V215H94ZM198 213L199 214L201 213L200 215H202V216H200ZM9 214L11 215V217H9L10 216ZM91 214L94 216H92V217L89 216ZM166 214H168V216H166ZM190 214L192 215V218L190 217L191 216ZM212 214H213V216H212ZM12 215H14V216H12ZM40 215H41V219H44L45 221L39 219ZM43 215H44V217H43ZM56 215H58V216H56ZM114 215H115V217H114ZM119 215H123V216H119ZM196 215L197 216L199 215L198 217L201 218L202 220L198 219V217ZM214 215H216L217 218H215L216 216L214 217ZM232 215L234 217H232ZM6 216H8V217H6ZM19 216H20V218H19ZM118 216H119V218H118ZM138 216H140L142 220L140 219V217L138 218ZM142 216L145 218H142ZM164 216H166V218ZM171 216H173L174 219H173V217L171 219ZM240 216H242L243 219ZM111 217H113V218H111ZM169 217H170V219H169ZM244 217H246L247 219ZM48 218H49V220L50 219L51 220L48 221ZM55 218H56V220H55ZM73 218L75 220H73ZM89 218L90 219L94 218V219L90 220ZM152 218H153V220H152ZM177 218H179V219L177 220ZM210 218H212V219L214 218L212 220L213 222H211ZM4 219H6L5 220L6 222L4 221ZM7 219L9 222L7 221ZM17 219H19V220H17ZM106 219H108V220L106 221ZM122 219H124V220H122ZM129 219L130 220L132 219L131 221L133 224H130L131 221ZM145 219L149 222L155 220L153 222L154 224L152 222L149 223L150 225H152L150 227V225L148 224V222ZM168 219H169V221H168ZM80 220H81V223H80ZM88 220H89V222H88ZM135 220H137V221H135ZM138 220H140V221H138ZM188 220H190V221H188ZM216 220L219 221V222L217 221L219 223L218 225H217ZM241 220H243V221H241ZM245 220L247 222L248 221L251 222V224L250 223H249L250 225L247 224V222ZM145 221H146V224H145ZM156 221H158V222H156ZM176 221L181 222V223L179 224ZM221 221H222V223H221ZM224 221H226L227 223H229V221H230L231 224L229 223L227 225L226 222H225L226 224H224L223 223ZM47 222H49V224ZM83 222L85 223L84 227L82 225ZM120 222H121V224H120ZM136 222L137 223L139 222V225L136 224ZM193 222H194V224H193ZM201 222H202V224H201ZM233 222L235 224H233ZM236 222H238V223H236ZM255 222H256V224H255ZM50 223H51V225H50ZM71 223H73V224H71ZM90 223H92V224H90ZM128 223L130 224V226ZM143 223H144V226H143ZM207 223H209L210 227H208ZM244 223H246L247 225ZM2 224H3V227H1ZM46 224H48V227ZM58 224L60 225V227ZM62 224L65 226V228H63L64 226ZM105 224H107V225H105ZM115 224H117V225H115ZM222 224L225 226L223 227ZM242 224H243V227H242ZM92 225L93 226L95 225V226L93 227ZM119 225H120V227H119ZM231 225H234V226H231ZM8 226H10V227H8ZM142 226H143V228H142ZM213 226L214 227L216 226L215 228L218 231H214L215 228ZM227 226L229 227V229ZM11 227H12V229H14V228L15 229L11 230ZM18 227H19V230L17 229ZM174 227H175V229H174ZM196 227H198L200 229H198ZM204 227H206V228H204ZM211 227H212L213 231L211 230ZM66 228H68V229H66ZM69 228H72L71 233H70L71 229H69ZM73 228L76 231H74ZM139 228L142 229V232H140ZM207 228H210L209 230L211 231L212 234L211 233L209 234L210 231ZM222 228H226L229 230L228 231L229 235L227 237H226L227 232L225 233L223 231L226 229H222ZM80 229H82V230H80ZM103 229H104V231H103ZM127 229H129V231ZM143 229H145V230H143ZM238 229H239V231H238ZM258 229H260V231ZM64 230H66L67 233H69V234L65 233L66 231L64 232ZM132 230H133V232H131ZM134 230H136V231H134ZM236 230H237V232H236ZM207 231H208V233H206ZM44 232H45V234L43 235ZM61 232L63 234H61ZM84 232H86V233H84ZM150 232H151V234H149ZM174 232H175L176 236L174 235ZM193 232H197V235H195L196 233H193ZM202 232L204 233V235ZM213 232H215V234ZM230 232L234 236L233 235L231 236ZM251 232L253 235L251 234ZM142 233H144L145 235ZM216 233H217V235H216ZM239 233H241V234H239ZM13 234H15L16 236ZM30 234H32V235H30ZM47 234H48V236H47ZM53 234H54V236H53ZM84 234L87 235L88 237L85 236ZM198 234L199 235L201 234V235L199 236ZM205 234L207 236V239L208 238L211 239V240L209 239V242L211 241L210 243H212L214 241V239L216 240L211 244L212 247L208 245L209 243H208V240L205 239L206 237L204 238ZM73 235H75V236L73 237ZM142 235L144 237H142ZM152 235H154V236H152ZM218 235L221 237L223 236L224 238L222 239L220 237V239L218 240V237H219ZM257 235H259L258 238H257ZM32 236L33 237L35 236V237L33 238ZM238 236L240 238V241H239ZM127 237L129 239H127ZM178 237H179V239H178ZM248 237H250V238H248ZM251 237L254 238L253 241H252ZM6 238H8V239L6 240ZM81 238L83 239V242H82ZM152 238H153V240H152ZM155 238H156V240H155ZM203 238L205 241H203ZM247 238H248V240H246ZM255 238H257V240ZM14 239L16 241L19 239L18 241H21V242L20 243L18 241L16 242ZM48 239H50V240H48ZM59 239H60V241H59ZM86 239H87V241H85ZM182 239L184 241H182ZM126 240L129 243L132 242L131 244L133 246L129 243H126L127 242ZM135 240L138 241L141 245H144L143 247H148V248H143L140 245H137V242L135 243ZM162 240H164V241L166 240V241L164 242ZM174 240H175V242H177V245H176V243L175 244L172 243ZM194 240L196 242H200V241H203V242L197 243V244L201 245V246H199L196 244V242ZM121 241H122L121 244H123V245H121V247H120L118 242L120 243ZM150 241L152 244L150 243ZM168 241H170L169 244H168ZM190 241H191V244H193V245H191L192 247L194 245L198 246V247L196 246V251H194L195 248L192 249V251H190L191 250V246L189 245ZM235 241L236 242L239 241L241 243V245H240V243L238 242L239 244L237 246L238 247L237 249L231 247V246H234L235 244H237ZM248 241L252 242V243L248 244ZM108 242H109V244H108ZM183 242H185V243H183ZM187 242H189V243H187ZM205 242H207V243H205ZM84 243H85V246H84ZM186 243L188 244V246L186 245ZM225 243H227L229 245V247L233 248L234 251H233V249L228 248L227 247L228 245L226 246ZM260 243L262 245H260ZM68 244H71V245H68ZM114 244H116V245H114ZM126 244L127 245L129 244L130 247H128ZM158 244L159 245L161 244L162 248H160V246ZM171 244L173 245V247ZM202 244H204V245H202ZM165 245H166V249L164 248ZM175 245H176V248L174 247ZM178 245L180 246V248H178L179 247ZM223 245H225L227 248L224 247ZM113 246L115 247V249L113 248ZM126 246H127L128 250H130L129 252H128ZM182 246L184 248H181ZM82 247H84V248H82ZM101 247H103V249ZM168 247H169V250H168ZM188 247H190V248H188ZM234 247H236V245ZM120 248H121V250H120ZM124 248H125V250H124ZM141 248H142V250H141ZM177 248H178V250H177ZM197 248H199V250H197ZM23 249H24V251H23ZM77 249H79V250L81 249V251H79V250L77 251ZM150 249H152L153 251ZM181 249H182V252H186L191 258L186 253H183L184 255L182 254L180 256V254L182 253ZM187 249H188V251H186ZM213 249H215V250H213ZM248 249H250V250H248ZM21 250H22V252H21ZM67 250L68 251L72 250V251H70V253H68ZM83 250H84V252H82ZM116 250H118V251H116ZM147 250H149L150 252H148ZM164 250L168 251V254H167V252L164 254V252H165ZM211 250H213V251H211ZM258 250H259V253H258ZM33 251H35V252H33ZM97 251L100 253H98ZM162 251H164V252L162 253ZM189 251H190V253H189ZM215 251H217V252H215ZM220 251H222V252H220ZM36 252L38 255L35 254ZM39 252L41 254H39ZM120 252H121V254H120ZM160 252L162 253V255L163 254L164 255L163 256L159 255ZM57 253L59 254V256ZM122 253L123 254L125 253V254L122 255ZM127 253L129 255V259H128V257H126V256H128V255H126ZM176 253L178 254V256ZM210 253L213 255H211ZM256 253L258 254V256ZM114 254H116V255H114ZM118 254H120V255H118ZM172 254H173V256H172ZM253 254H254V256H256L255 258L253 256ZM143 255H144V258H143ZM147 255L148 256L151 255V256L146 257ZM186 255L189 258H187ZM218 255L219 256L222 255V256L219 257ZM19 256L20 257L24 256V257L20 258ZM86 256H88L89 259ZM140 256H141V260L138 259V257L140 258ZM174 256H176L177 260H176V258L173 260ZM184 256H186V257H184ZM246 256L248 257V259ZM262 256H264V254H262ZM116 257H117V259H116ZM130 257H136L135 259L138 263L135 260H133L134 258H130ZM159 257H160V259H159ZM197 257L200 259L203 258V262H201L202 259L200 261V259H198ZM206 257H208V258H206ZM233 257H234V260H233ZM60 258L63 260L62 261L59 260ZM79 258H80V260H79ZM81 258H83V259H81ZM84 258H86L87 260L86 259L84 260ZM181 258L182 259L186 258V260L185 259L182 260ZM240 258L242 260H240ZM249 258H250L251 262H249L250 261ZM259 258H261V259H259ZM142 259L145 261H143ZM158 259L159 260L163 259V260L161 262ZM243 259H245V260H243ZM7 260H8V262H7ZM57 260L60 263H57L58 262ZM97 260H99V261H97ZM153 260H154V262L156 261V263H153ZM164 260L165 261L167 260L166 263L164 262ZM181 260H182V262H181ZM188 260H190V261L188 262ZM208 260H210V261H208ZM226 260L228 261V263H224V262H226ZM258 260H260V261H258ZM51 261L54 263H52ZM71 261H72V263H71ZM206 263H204V264H206ZM131 264H133V263H131Z\"/></svg>","mask_w":264,"mask_h":264},{"label":"bare ground","instance_id":"6f19581e","mask_svg":"<svg viewBox=\"0 0 264 264\" xmlns=\"http://www.w3.org/2000/svg\"><path fill=\"white\" fill-rule=\"evenodd\" d=\"M18 1H19V0H18ZM20 1H21V0H20ZM22 1L24 2L25 0H22ZM33 1H34V0H32V4H33ZM36 1H37V0H36ZM46 1H47V0H46ZM48 1H49V0H48ZM48 1H47V2H48ZM68 1H69V0H68ZM144 1H145V0H144ZM151 1L153 2V0H151ZM151 1H150V2L147 1V2H149V4H150ZM154 1H155V0H154ZM163 1H164V0H163ZM169 1H170V0H169ZM217 1H218V0H216V3H219V1H218V2H217ZM10 2H11V1H10ZM30 2H31V1H30ZM43 2H44V1H43ZM62 2H63V1H62ZM91 2H92V1H91ZM99 2H100V1H99ZM156 2H157V1H156ZM161 2H162V1H161ZM220 2H221V0H220ZM225 2H226V1H225ZM240 2H242V1H240ZM243 2H244V1H243ZM16 3H17V0H16ZM27 3H28V2H27ZM49 3H50V1H49ZM57 3H58L59 5H61V3H59V2H57ZM81 3H82V2H81ZM158 3H159V2H158ZM226 3H228V2H226ZM34 4H35V3H34ZM51 4H52V3H51ZM63 4H64V3H63ZM63 4H62V5H63ZM97 4H98V2H97ZM136 4H137V3H136ZM144 4H145V3H144ZM154 4H155V2H154ZM159 4H161V3H159ZM162 4H164V2H163ZM166 4H167V3H166ZM170 4H172V3H170ZM219 4L221 5V4H223V3H219ZM228 4H229V3H228ZM259 4H260V3H259ZM9 5H10V4H9ZM12 5H13V4H12ZM20 5H23V4H20ZM37 5H38V4H37ZM37 5H35L34 8H35ZM62 5H61V6H62ZM67 5H69V4H67ZM99 5H100V4H99ZM137 5H139V4H137ZM147 5H148V4H147ZM157 5H158V4H157ZM217 5H218V4H217ZM223 5H224V4H223ZM225 5H226V4H225ZM239 5H240V4H239ZM256 5H257V4H256ZM43 6H44V5H43ZM61 6H60V7H61ZM64 6H65V5H64ZM89 6H90V5H89ZM142 6H144V5L141 4V7H142ZM151 6H153V5H151ZM151 6H150V7H151ZM163 6H164V5H162V7H163ZM167 6L170 8V5H167ZM221 6H222V5H221ZM228 6H229V5H228ZM248 6H249V5H248ZM22 7H23V6H22ZM38 7H39V5H38ZM48 7H51V6L48 5ZM53 7H55V6H53ZM65 7H66V6H65ZM77 7H78V6H77ZM80 7H81V6H80ZM80 7H78V9H80ZM93 7L95 8V7H97V6L95 5V6H93ZM160 7H161V5H160ZM162 7H161V8H162ZM171 7H173V5H171ZM202 7H203V5H202ZM223 7H224V6H223ZM255 7H256V6H255ZM261 7H264V6H261ZM18 8H19V7H18ZM75 8H76V7H75ZM84 8H85V6H84ZM143 8H144V7H143ZM156 8H157V6H155V9H156ZM161 8H160V11H159V12L163 11V10H161ZM174 8H175V7H174ZM224 8H226V7H224ZM228 8H231V7H228ZM232 8H233V7H232ZM232 8H231V9H232ZM245 8H246V7H245ZM250 8H251V7H250ZM15 9H17V8H15ZM22 9H23V8H22ZM22 9L20 8V11H19V9H17V10H18L17 13H18V12H21ZM24 9H27V8H24ZM45 9H46V8H45ZM52 9H53V8H51V11H53ZM85 9H87V8H85ZM85 9H84V10H83L82 8L80 9V10H83V14L88 13V12H86V13L84 12ZM141 9H142V8H141ZM155 9H153V10L156 11ZM165 9H166V8H165ZM171 9H172V8H171ZM199 9H200V8H199ZM201 9H202V8H201ZM238 9L240 10L241 8L239 7ZM238 9H237V10H238ZM13 10H14V9H13ZM27 10H28V9H27ZM30 10H31V9H30ZM30 10H29V11H30ZM36 10H37V9H36ZM41 10H42V9H41ZM59 10H60V9H59ZM68 10H69V9H68ZM88 10H89V9H88ZM88 10H87V11H88ZM97 10H99V9L97 8ZM151 10H152V7H151ZM172 10H173V11H178V10H174V9H172ZM221 10H222V9H221ZM226 10H227V8H226ZM232 10L234 11V10H236V9H232ZM248 10H249V9H248ZM253 10H254V9H253ZM37 11H38V10H37ZM43 11H45V10H43ZM47 11L50 12V10H47ZM92 11H93V10H92ZM170 11H171V10H170ZM243 11H245V10H243ZM249 11H250V10H249ZM262 11H264V10H262ZM14 12H16V10H14ZM23 12H24V11H23ZM38 12H39V11H38ZM63 12H64V10H62V13H63ZM66 12H67V11H66ZM77 12H78V11H77ZM93 12H94V11H93ZM96 12H97V11H96ZM144 12H145V11H144ZM149 12H151V11H148V14H147L148 17H149V14H150ZM157 12H158V11H157ZM165 12H166V11H165ZM167 12H168V11H167ZM178 12H179V11H178ZM178 12H177V13H178ZM230 12H231V11H230ZM246 12H247V10L245 11V13H246ZM24 13L26 14L27 12H24ZM31 13H32V12H31ZM39 13H40V12H39ZM39 13H38V14H39ZM45 13H47V12H45ZM45 13H43V14H45ZM50 13H52V12H50ZM53 13H54V12H53ZM64 13H65V12H64ZM67 13H68V12H67ZM97 13L99 14V12H97ZM145 13H146V12H145ZM145 13H144V15H145ZM224 13H225V12H224ZM247 13H248V12H247ZM18 14L20 15V13H18ZM22 14H23V13H22ZM28 14H30V12H28ZM28 14H27V15H28ZM32 14H33V13H32ZM47 14H48V13H47ZM77 14H78V13H77ZM79 14H80V13H79ZM88 14H89V13H88ZM88 14H86V15H88ZM137 14H138V13H137ZM139 14H140V12H139ZM139 14H138V15H139ZM169 14H171V13H169ZM169 14H168V15H169ZM178 14H179V13H178ZM221 14H222V13H221ZM225 14H226V13H225ZM234 14H236V13H234ZM19 15H18V16H19ZM30 15H31V14H30ZM40 15H41V14H40ZM40 15H39V16H40ZM45 15H46V14H45ZM51 15H52V14H51ZM51 15H50V16H51ZM54 15H55V14H54ZM141 15H143V14H141ZM150 15H151V14H150ZM165 15H166V14H165ZM168 15H166V19L169 18ZM216 15H217V13H216ZM242 15H244V14H242ZM31 16H32V15H31ZM42 16H43V15H42ZM76 16H77V15H76ZM84 16H85V15H84ZM88 16H89V15H88ZM90 16H91V15H90ZM111 16H112V15H111ZM113 16H114V15H113ZM170 16H172V15H170ZM173 16H175V14H174ZM173 16L170 17V18L173 19ZM219 16H220V15H219ZM222 16H223V15H222ZM235 16H236V15H235ZM19 17H20V16H19ZM25 17H26V16H25ZM34 17H36V16H34ZM34 17H33V18H34ZM40 17H41V16H40ZM43 17H44V16H43ZM63 17H64V14H63ZM144 17H146V16H144ZM148 17H146V18L149 19L148 22H150V19H152V17H154V16H152V17L150 16L149 18H148ZM175 17H176V16H175ZM177 17H178V16H177ZM187 17H188V16H187ZM215 17H216V16H215ZM224 17H225V15H224ZM26 18L28 19V17H26ZM29 18H32V17L29 16ZM36 18H38V17H36ZM59 18H60V17H59ZM70 18H71V17H70ZM157 18L159 19V17H157ZM216 18H217V17H216ZM262 18H264V17H262ZM262 18H261V19H262ZM20 19L23 20V17L20 18ZM44 19H45V18H44ZM57 19H58V17H57ZM63 19H64V18H63ZM71 19H73V18H71ZM71 19H70V20H71ZM82 19H84V17H83ZM86 19H88V18H86ZM90 19H91V18H90ZM99 19H100V18H99ZM99 19H98V20H99ZM101 19H102V17H101ZM105 19H106V18H105ZM116 19H117V18H116ZM116 19H115V20H116ZM118 19H120V17H118ZM154 19H155V18H154ZM154 19H153V20H154ZM160 19H161V18H160ZM176 19H177V18H176ZM179 19H182V18L180 17V18H178V20H179ZM217 19H222V17H221V18L219 17V18H217ZM235 19H236V18H235ZM37 20H38V19H37ZM45 20H47V18H46ZM45 20H44V21H45ZM68 20H69V19H68ZM121 20H123V18H121ZM139 20H140V19H139ZM168 20L171 21L170 19H168ZM24 21H26V20L24 19L23 22H24ZM72 21H73V20H72ZM74 21H75V20H74ZM78 21H79V20H78ZM84 21H85V20H84ZM101 21H102V20H101ZM101 21H100V22H101ZM106 21H107V20H106ZM106 21H105V22H106ZM174 21H175V19H174ZM176 21H177V20H176ZM181 21H183V20H181ZM181 21H180V22H181ZM184 21H185V19H184ZM186 21H188V20H186ZM261 21H262V20H261ZM46 22H47V21H46ZM53 22H54V21H53ZM56 22H57V21H55V24H56ZM63 22H64V21H63ZM63 22H62V23H63ZM82 22H83V20H82ZM112 22H113V21H112ZM123 22H124V20H123ZM123 22H122V23H123ZM126 22H127V23H124V24L127 25V24H128V21H126ZM133 22H134V21H132V23H129L130 26H131V24H133ZM17 23H20V22H17ZM24 23L27 24L26 22H24ZM62 23H61V24H62ZM66 23H67V22H66ZM68 23H70V22H68ZM75 23H76V21H75ZM90 23H92V22L90 21L89 23H87V25L90 24ZM93 23H94V22H93ZM93 23H92L91 25H93ZM98 23H99V21H98ZM103 23H104V22H103ZM141 23H142V22H141ZM141 23L138 22V24H141ZM161 23H163V22L161 21ZM177 23H178V22H177ZM183 23H184V22H183ZM188 23H190V21H189ZM13 24H16V23H13ZM21 24H23V23H21ZM25 24H24V25H25ZM28 24L31 25L32 23L30 24V23L28 22ZM78 24H80V22L77 23V25H78ZM96 24H97V23H96ZM99 24H100V23H99ZM104 24H105V23H104ZM109 24H110V23H109ZM117 24L119 25V23H117ZM150 24H151V22H150ZM153 24H154V26H155L156 23H153ZM234 24H236V23H234ZM261 24L264 25V23H262V22H261ZM16 25H17V24H16ZM36 25H38V24H36ZM43 25H44V24H43ZM43 25H42V26H43ZM73 25H74V23H73ZM77 25H76V26H77ZM105 25H107V24H105ZM112 25H113V24H112ZM121 25H123V24H121ZM121 25H120L119 27H121ZM135 25H137V24H135ZM141 25H142V24H141ZM151 25H152V24H151ZM179 25H181V24H179ZM182 25H184V24H182ZM185 25H186V24H185ZM262 25H261V26H262ZM34 26H35V24H34ZM44 26H45V25H44ZM59 26H60V24H59ZM68 26H70V25H68ZM79 26H82V25L80 24ZM102 26H103V25H102ZM128 26H129V25H128ZM130 26H129V29H132V28L135 27V26L132 25V26H131L132 28H131ZM188 26H189V25H188ZM188 26H187V27H188ZM235 26H236V25H235ZM240 26H241V25H240ZM14 27H16V26H14ZM22 27H23V26H21V28H22ZM24 27H25V26H24ZM29 27H31V26H29ZM38 27L40 28V27H41V24H40V26L38 25ZM63 27H65V26H63ZM66 27H67V25H66ZM70 27H71V26H70ZM72 27H74V26H72ZM96 27H97V25H96ZM115 27H116V26H115ZM136 27L138 28V25H137ZM140 27H141V26H140ZM146 27H147V25H146ZM158 27H159V25H158ZM158 27H156V28H158ZM181 27H183V26H181ZM190 27H191V26H190ZM258 27H259V26H258ZM11 28H12V27H11ZM16 28L18 29V27H16ZM21 28H20V29H21ZM27 28H28V26H27ZM39 28H38V29H39ZM43 28H45V27H43ZM74 28H75V27H74ZM76 28H77V27H76ZM76 28H75V29H76ZM103 28H104V27H103ZM107 28H108V25H107ZM109 28H111V27H109ZM116 28H117V27H116ZM143 28H145V25H144ZM147 28H149V27H147ZM147 28H146V29H147ZM159 28H160V27H159ZM185 28H186V27H185ZM236 28H237V27H236ZM236 28H235V29H236ZM238 28H240V27H238ZM256 28H257V27H256ZM14 29H15V28H14ZM22 29H23V28H22ZM32 29H33V26H32V28H31V30H32ZM40 29H41V28H40ZM56 29H57V28H56ZM68 29H69V28H68ZM78 29H79V28H78ZM78 29H77V30H78ZM93 29H96L95 26H94ZM112 29H113V28H112ZM121 29H122V28H121ZM139 29H140V28H139ZM162 29H164V28H162ZM177 29H179V28H177ZM188 29H189V28H188ZM219 29H220V28H219ZM4 30H5V29H4ZM4 30H3V31H4ZM6 30H7V29H6ZM6 30H5V32L8 31V30H7V31H6ZM15 30H16V29H15ZM23 30H24V29H23ZM26 30H27V29H26ZM33 30H35V28H34ZM60 30H61V29H60ZM62 30H63V29H62ZM77 30H76V31H77ZM91 30H92V29H91ZM98 30H99V29H98ZM101 30H102V29H101ZM109 30H111V29H109ZM118 30H119V29H118ZM124 30H125V29H124ZM132 30H133V29H132ZM132 30H131V31H132ZM134 30H135V28H134ZM149 30H150V29H149ZM151 30H154V28L151 29ZM151 30H150V31H151ZM155 30H156V29H155ZM155 30H154V31H155ZM173 30H175V29H173ZM173 30H172V31H173ZM217 30H218V29H217ZM227 30H228V29H227ZM237 30H239V29H237ZM249 30H250V29H249ZM255 30H256V29H255ZM258 30H259V28H258ZM258 30H257V31H258ZM262 30H264V26H262ZM262 30H259V33H260V31H261V34H262ZM17 31H18V30H17ZM19 31L21 32V30H19ZM19 31H18V33H20ZM29 31H30V30H29V28H28V32H29ZM37 31H40V30H37ZM43 31H44V30H43ZM56 31H57V30H56ZM69 31H70V30H69ZM73 31L75 32L74 29H72V31H70V32H72V35H73ZM103 31H104V30H103ZM121 31H122V30H121ZM121 31H120V32H121ZM136 31H138V29H137ZM143 31H144V30H142V32H143ZM150 31H149V32H150ZM156 31H157V30H156ZM156 31L154 32L155 34H156ZM166 31H167V30H166ZM175 31H177V30H175ZM182 31H184V30H182ZM220 31H221V30H220ZM229 31H231V32H229V33H232V29H229ZM251 31H253V29H251ZM35 32H36V31H35ZM70 32H69V34H70ZM77 32H78V31H77ZM80 32H82V31L80 30ZM80 32H79V35H80ZM93 32H94V31H93ZM95 32L97 33L96 30H95ZM106 32H107V31H105V33H106ZM111 32H113V31L111 30ZM139 32H140V31H139ZM147 32H148V30H147ZM157 32H158V31H157ZM170 32H171V31H170ZM180 32H181V31H180ZM187 32H188V34H191V33H189V31H187ZM190 32H191V30H190ZM7 33H8V32H7ZM9 33H10V32H9ZM21 33H22V32H21ZM21 33H20V35H21ZM31 33H32V32L30 31V35H28V36H31V35L34 36V34H31ZM36 33H37V32H36ZM41 33H42V32H41ZM63 33H64V32H63ZM75 33H76V32H75ZM96 33H95V35H96ZM98 33L100 34V35H98L99 37L103 34V33L101 34L100 31H98ZM121 33H122V32H121ZM123 33H124V32H123ZM123 33H122V35H123ZM130 33H131V32H130ZM143 33H144V32H143ZM143 33H142V34H143ZM145 33H146V30H145ZM150 33H151V32H150ZM159 33H163V32H161V28H160V32H158V34H159ZM165 33H167V32H165ZM184 33H185V32H184ZM210 33H211V32H210ZM210 33H209V34H210ZM221 33H223V28H222ZM221 33H219V35H222ZM224 33H228V32H224ZM249 33H250V32H249ZM252 33H254V32H252ZM252 33H251V34H252ZM23 34H24V32H23ZM23 34H22V35H23ZM44 34H45V35H46V34L48 35V33H44ZM64 34H65V33H64ZM147 34H148V33H147ZM147 34H146V36H147ZM151 34H152V33H151ZM155 34H154V37H155ZM163 34H164V33H163ZM181 34H182V32H181ZM181 34H180V36H181ZM209 34H208V35H209ZM212 34H213V32H212ZM212 34H211V35H212ZM217 34H218V33H217ZM18 35H19V34H18ZM20 35H19L18 37H20ZM25 35H26V34H25ZM39 35H41V34H39ZM66 35H68V33H67ZM70 35H71V34H70ZM79 35H78V36H79ZM82 35H83V36H82ZM82 35H80V37L82 36L83 40H85V39H84V36H85V35L83 34V32H82ZM93 35H94V34H93ZM115 35H116V34H115ZM135 35H136V34H135ZM139 35H140V33H139ZM159 35H161V34H159ZM165 35H166V37H167V39H168L169 36H167V34H165ZM165 35H164V37H165ZM186 35H187V33H186ZM224 35H225V34H224ZM224 35H223V36H224ZM228 35H229V34H228ZM257 35H258V37H256V38H258V39H260V40H261V39H264V38H259V34H257ZM36 36H38V35H36ZM64 36H65V35H64ZM64 36L61 35V37L65 39L66 37H64ZM98 36H96V37H98ZM116 36H118V39H119L120 36H119V35H116ZM116 36H115V37H116ZM126 36H127V34H126ZM137 36H138V35H137ZM137 36H135V37H137ZM144 36H145V35H144ZM151 36H152V35H151ZM157 36H158V35H157ZM157 36H156V37H157ZM180 36H179V39L182 37V36H181V37H180ZM184 36H185V34H184ZM212 36H213V35H212ZM223 36H222V38H223ZM226 36H227V35H226ZM254 36H255V34H254ZM261 36H262V35H261ZM7 37H8V36H7ZM31 37H32V36H31ZM50 37H51V36H50ZM50 37H49V38H50ZM59 37H60V36H59ZM73 37L75 38V36H73ZM99 37H98V38H99ZM108 37H109V39L112 41V39H111L110 37H114V34H113L112 36H111V34H110V36H108ZM115 37H114L113 39L118 40L117 37H116V38H115ZM122 37H124V36H122ZM122 37H121V38H122ZM132 37H134V36H131L130 38H132ZM149 37H150V35L147 36V38H149ZM152 37H153V36H152ZM156 37H155V38H156ZM190 37H191V36H190ZM208 37H210V35H209ZM227 37H228V36H227ZM34 38H35V37H34ZM78 38H79V37H77L76 39H78ZM88 38H89V35H88ZM91 38H94V37H91ZM106 38H107V37H106ZM128 38H129V36H128ZM142 38L144 39V37H142ZM173 38L175 39V36H173ZM188 38H189V37H188ZM192 38H193V37H192ZM219 38H220V37H219ZM224 38H225V37H224ZM2 39H3V38H2ZM10 39H12V38H10ZM30 39H31V38H30ZM39 39H40V37H39ZM53 39H54V38H53ZM69 39H70V38H69ZM76 39H75V40H76ZM80 39H81V38H80ZM80 39H79V40H80ZM95 39H97V38H95ZM95 39H94V40H95ZM104 39H105V38H104ZM124 39H126V38L124 37ZM137 39H138V38H137ZM157 39H158V38H157ZM176 39H177V37H176ZM179 39H177V40H179ZM186 39H187V38H186ZM193 39H194V38H193ZM216 39H217V38H216ZM26 40H28V39L26 38ZM66 40H67V38H66ZM75 40H74L73 42L76 43ZM86 40H87V39H86ZM86 40H85V41H86ZM90 40H91V39H90ZM92 40H93V39H92ZM92 40H91V41H92ZM94 40H93V41H94ZM133 40H134V39H133ZM170 40L172 41V39H170ZM187 40H188V39H187ZM214 40H215V39H214ZM3 41H4V39H3ZM8 41H9V40H8ZM12 41H13V40H12ZM12 41H11V42H12ZM14 41H15V40H14ZM17 41L21 42V40H19V39H18ZM28 41H29V40H28ZM41 41H42V40H41ZM67 41H68V40H67ZM77 41H78V40H77ZM93 41H92V42H93ZM104 41H105V40H104ZM111 41H109V42H110V45H112V44H111ZM113 41H114V40H113ZM131 41H132V40H131ZM140 41H141V40H140ZM161 41H162V40H161ZM166 41H167V40H166ZM168 41H169V40H168ZM168 41H167V42H168ZM193 41H194V40H193ZM209 41H212V40H209ZM23 42H24V41H22V43H23ZM30 42H31V41H30ZM35 42H36V41L34 40L33 43H35ZM52 42H53V41H52ZM80 42H82V39H81ZM100 42H101V41H100ZM100 42L98 41V43H100ZM120 42H121V41H120ZM120 42H119V43H120ZM136 42H137V41H136ZM136 42H135V43H136ZM164 42H165V40H164ZM173 42H174V41H173ZM179 42H180V41H179ZM194 42L196 43V41H194ZM207 42H208V41H207ZM213 42H214V41H213ZM221 42H222V41H221ZM223 42H224V39H223ZM6 43H7V41H6ZM9 43H10V42H9ZM9 43L6 44V45L9 46ZM15 43H16V42H15ZM15 43L12 42V44H15ZM37 43H38V42H37ZM49 43H50V42H49ZM62 43H63V42H62ZM107 43H108V42H107ZM112 43H113V42H112ZM129 43H130V41L128 42V44H129ZM137 43H139V42H137ZM144 43H145V42H144ZM161 43H162V42H161ZM161 43H160V44H161ZM168 43H169V42H168ZM170 43H171V42H170ZM174 43H175V44H174ZM174 43H173V44L176 45V43H178V42L175 41ZM186 43H188V41H186ZM195 43H194V44L192 43V45H193V46H194V45H197V44H195ZM260 43H262V40L260 41ZM4 44H5V41H4ZM18 44H19V43H18ZM29 44H30V43H29ZM57 44H58V42H57ZM59 44H60V43H59ZM63 44H64V43H63ZM88 44H89V43H88ZM103 44H104V43H103ZM121 44H122V42H121ZM124 44H126V43H124ZM162 44H164V43H162ZM212 44H214V43H211V45H212ZM218 44H219V42H218ZM262 44H264V43H262ZM262 44H260V45H262ZM10 45H11V44H10ZM34 45H35V44L31 45L30 47L33 46V48H34ZM36 45H37V44H36ZM43 45H44V44H43ZM43 45H42V46H43ZM74 45H75V44H74ZM85 45H86V44H85ZM137 45H139V44H137ZM166 45H167V44H166ZM169 45H171V44H169ZM190 45H191V43H190ZM209 45H210V42H209ZM214 45H215V44H214ZM219 45H220V44H219ZM2 46H4V45H2ZM2 46H0V47H2ZM13 46L15 47V45H13ZM17 46H19V45H16V47H17ZM27 46H28V45H27ZM37 46H38V45H37ZM37 46H36V47H37ZM67 46H68V44H67ZM78 46H79V45H78ZM105 46H106V45H105ZM105 46H104V47H105ZM115 46H116V45H115ZM115 46H113V47H115ZM118 46H119V45H118ZM126 46H129V45L126 44ZM126 46H125V50L127 51ZM139 46H140V45H139ZM151 46H152V45H151ZM161 46H162V45H161ZM161 46H160V47H161ZM163 46H165V44H164ZM182 46H183V45H182ZM193 46H192V47H193ZM220 46H223V45L221 44ZM258 46H259V45H258ZM5 47H6V46H5ZM30 47H28V48H30ZM45 47H46V45H45ZM99 47H100V46H99ZM101 47L103 48L102 45H101ZM110 47H111V46H109V48H110ZM113 47H112V48H113ZM116 47H117V46H116ZM123 47H124V46H123ZM145 47H146V46H145ZM152 47H153V46H152ZM152 47H150V48H152ZM169 47H170V46H169ZM171 47H172V46H171ZM171 47H170V49L172 50ZM173 47H175V46H173ZM185 47H186V48H191V47H189V46L187 47V45H186ZM194 47H195V46H194ZM208 47H209V46H208ZM211 47H212V46H211ZM26 48H27V47H26ZM33 48H31V52L34 51V50H32ZM74 48H75V47H74ZM80 48H81V47H80ZM80 48H78V49L80 50ZM84 48H85V47H84ZM102 48H100V50H102ZM120 48H121V47H119V49H120ZM129 48H130V47H129ZM150 48H149V49H150ZM163 48H164V47H163ZM195 48H196V47H195ZM219 48H220V47H219ZM258 48H259V47H258ZM262 48H264V46H262ZM35 49H36V48H35ZM78 49H77V50H78ZM81 49H82V48H81ZM96 49H97V48H96ZM106 49H107V47H106ZM117 49H118V48H117ZM117 49H116V51H117ZM135 49H138V48L135 47ZM139 49H140V48H139ZM142 49L144 50V48H142ZM142 49H141V50H142ZM145 49H146V48H145ZM147 49H148V47H147ZM149 49H148V50H149ZM153 49H154V48H153ZM153 49H151L150 51H152ZM155 49H157V48H155ZM155 49H154V50H155ZM158 49H160V48H158ZM193 49H194V48H192V50H193ZM204 49H205V48H203V50H204ZM4 50L6 51V48H4ZM29 50H30V49H29ZM36 50H37V49H36ZM41 50H42V47H41ZM44 50H45V49H44ZM79 50H78V51H79ZM103 50L106 51L104 48H103ZM110 50H111V49H109V51H110ZM123 50H124V49H123ZM123 50H122V51H123ZM130 50H131V48H130ZM130 50H129V51H130ZM154 50H153V51H154ZM161 50H162V49H161ZM171 50H170V52H171ZM203 50H202V51H203ZM212 50H213V48L211 49V52L213 53ZM256 50H257V47H256ZM259 50H260V49H259ZM8 51H9V50H8ZM39 51H40V50H39ZM71 51H72V50H71ZM73 51H74V50H73ZM92 51H93V50H92ZM116 51H115V50H114V51L112 50V52H114V53H115ZM119 51H120V50H119ZM136 51H137V53H138V50H136ZM136 51H135V52H136ZM157 51H158V50H157ZM189 51H191V50H189ZM194 51H195V50H194ZM202 51H201V52H202ZM205 51H206V50H205ZM205 51H204V52H205ZM208 51H209V50H208ZM6 52H7V51H6ZM26 52H28V50H27ZM99 52H100V51H99ZM107 52H108V51H107ZM110 52H111V51H110ZM120 52H121V51H120ZM124 52H125V51H124ZM139 52H140V50H139ZM141 52H142V51H141ZM141 52H140V53H141ZM154 52H156V51H154ZM158 52H159V51H158ZM163 52H164V51H163ZM204 52H203V54H206L205 56H210V53H208V54H209V55H208L206 52H205V53H204ZM35 53H36V52H35ZM75 53H78V52H75ZM86 53H87V52H86ZM100 53H101V52H100ZM108 53H109V52H108ZM118 53H119V52H118ZM118 53H117V54H118ZM142 53H143V52H142ZM147 53H148V52H147ZM147 53H146V54H147ZM149 53H150V52H149ZM149 53H148V54H149ZM151 53H152V52H151ZM165 53H167L166 50H165ZM212 53H211V54H212ZM9 54H10V53H9ZM27 54H28V53H27ZM101 54H102V53H101ZM104 54H105V52H104ZM117 54H116V55H117ZM127 54L129 55V53H127ZM130 54L132 55V53H130ZM152 54H153V53H152ZM152 54H151V55H152ZM160 54H163V53H160ZM186 54H188V53H186ZM189 54L191 55V52H190ZM24 55L26 56V54H24ZM33 55H35V54H33ZM75 55H76V54H75ZM85 55H87V54H85ZM119 55H120V54H119ZM121 55H122V52H121ZM121 55H120V56H121ZM137 55H138V54H137ZM141 55H142V54H141ZM155 55H156V54H155ZM155 55H152V56H155ZM157 55H158V54H157ZM171 55H172V52H171ZM181 55L184 56L185 54H184V55L181 54ZM190 55H189V56H190ZM196 55H197V53H196ZM196 55H195V56H196ZM9 56H10V55H9ZM11 56H12V55H11ZM31 56H32V55H31ZM31 56H30V57H31ZM73 56H74V55H73ZM101 56H102V55H101ZM109 56H110V54H109ZM111 56H112V55H111ZM111 56H110V57H111ZM123 56H124V55H123ZM149 56H150V55H149ZM149 56L147 55V56H145V58H146V57L149 58ZM152 56H150V57H152ZM160 56H162V55H160ZM160 56H158L159 61H161L162 58H163V57H160ZM165 56L167 57L168 55L165 54ZM185 56H186V55H185ZM198 56H199V54H198ZM211 56H212V55H211ZM214 56H215V55H214ZM2 57H3V56H2ZM27 57H28V56H27ZM113 57H114V54H113ZM113 57H112L111 59H116V57H118V55L115 56V58H113ZM138 57H140V55H139ZM155 57H156V56H155ZM168 57H170V56H168ZM187 57H188V56H187ZM190 57H191V56H190ZM190 57H189V58H190ZM192 57H194V55H193ZM200 57H202V60H204V59L207 60V59H208V58L206 59V57L203 58V56H201V55H200ZM200 57H199V58H200ZM31 58H32V57H31ZM46 58H47V57H46ZM50 58H53V57H51V55H50ZM80 58H81V57H80ZM85 58H86V56H85ZM141 58H142V57H141ZM143 58H144V56H143ZM143 58H142V59H143ZM158 58H157V60H156L157 64H158ZM171 58H173V57H171ZM210 58H211V57H210ZM12 59H13V58H12ZM29 59H30V58H29ZM29 59H28V60H29ZM40 59H41V58H40ZM40 59H39V61H40ZM102 59H103V58H102ZM111 59H110V60H111ZM119 59H121V58H118V60H119ZM122 59H123V58H122ZM128 59H129V58H128ZM131 59H132V58H130V61H131ZM138 59H139V58H137V60H138ZM150 59H152V58H150ZM150 59H149V60H150ZM173 59H174V58H173ZM173 59H172V60H173ZM190 59H191V58H190ZM193 59H194V58H193ZM193 59H191V60H193ZM213 59H215V58H212L211 60H213ZM22 60H23V58H22ZM32 60H33V59H32ZM50 60H51V59H50ZM73 60H74V59H73ZM108 60H109V57H108ZM108 60L106 59V61H108ZM165 60H166V59H165ZM165 60H164V61H165ZM167 60H168V59H167ZM196 60H197V59H194V61H196ZM200 60H201V59H200ZM209 60H210V59H208V61H209ZM211 60H210V61H211ZM14 61H15V59H14ZM14 61H13V62H14ZM16 61H17V60H16ZM18 61H19V60H18ZM18 61H17V62H18ZM24 61H25V60H24ZM30 61H31V59H30ZM46 61H47V60H46ZM100 61H102V60H100ZM116 61H117V60H116ZM119 61H120V60H119ZM124 61H126V59H124ZM127 61L130 62L129 60H127ZM139 61H140V60H139ZM139 61H138V62H139ZM143 61H144V60H143ZM143 61H140V63H141V62L143 63ZM164 61H163V62H164ZM208 61H207V62H208ZM233 61H234V59H233ZM237 61H238V60H237ZM256 61H257V60H256ZM3 62H4V61H3ZM31 62H32V61H31ZM33 62H34V61H33ZM37 62H38V61H37ZM98 62H99V61H98ZM108 62H109V61H108ZM114 62H115V61H114ZM114 62H113V63H114ZM128 62H125V63H128ZM147 62H148V59H147ZM161 62H162V61H161ZM192 62H193V61H192ZM219 62H220V61H219ZM239 62H240V61H239ZM241 62H242V61H241ZM243 62H244V61H243ZM26 63H27L26 65H28V64H29V61H27ZM35 63H36V62H35ZM100 63H101V62H100ZM103 63L105 64V62H103ZM109 63H110V62H109ZM131 63L133 64V62H131ZM167 63H168V62H167ZM170 63H171V62H170ZM174 63H175V62H174ZM197 63H198V61L196 62V64H197ZM205 63H206V62H205ZM58 64H59V63H58ZM114 64H115V63H114ZM129 64H130V63H129ZM129 64H128L127 66H129ZM132 64H131V65H132ZM145 64H146V62H145ZM148 64L151 65V63H148ZM148 64H146L147 67H148ZM160 64H161V63H160ZM160 64H159V65H160ZM190 64H191V63H190ZM200 64H201V63H200ZM200 64H199V67H200ZM203 64H204V62L202 63V65H203ZM233 64H234V63H233ZM239 64H240V63H239ZM242 64L244 65L245 63H242ZM257 64H258V63H257ZM35 65H36V64H35ZM38 65H39V63H38ZM38 65H37L36 67H38ZM43 65H45V64L43 63ZM54 65H55V63H54ZM99 65H100V64H99ZM107 65H108V64H107ZM112 65H113V64H112ZM116 65H117V64H116ZM119 65H120V64H119ZM125 65H126V64H125ZM154 65H155V63L153 64V67H154ZM161 65H162V64H161ZM164 65H165V63H163L162 66H164ZM174 65H175V64H174ZM176 65H177V64H176ZM202 65H201V67H202ZM235 65H236V64H235ZM246 65H247V64H246ZM3 66H5V64H3ZM12 66H14V64H13ZM12 66H11V68H12ZM21 66H23V65H21ZM21 66H20V67H21ZM28 66H31V64L28 65ZM45 66H46V65H45ZM45 66H44V67H45ZM61 66H62V65H61ZM79 66H80V65H79ZM109 66H110V64H109ZM123 66H124V65H123ZM137 66H138V65H137ZM156 66H157V65H155V67H156ZM166 66H167V65H165V67H166ZM171 66H172V65H171ZM171 66H170V68H171ZM192 66H193V64H192ZM206 66H207V65H206ZM236 66H237V65H236ZM42 67H43V66H42ZM42 67H41V68H42ZM74 67H75V66H74ZM112 67H113V66H112ZM153 67H152V71L150 70L151 67H150V68L148 67L149 70H150V71H148L149 73H151V72H153V71H154V73L157 72V71L155 72L156 69H154ZM157 67H158V66H157ZM172 67H174V66H172ZM195 67H196V66H195ZM22 68H23V67H22ZM52 68H55V67H52ZM104 68H105V67H103L102 64H101V69L103 70ZM159 68H160V66L158 67V69H159ZM168 68H169V67H168ZM183 68H184V67H183ZM189 68H190V67H189ZM257 68H258V67H257ZM257 68H256V69H257ZM259 68H260V67H259ZM28 69L30 70V69H32V68H28ZM28 69H26V70H28ZM35 69H36V68H35ZM82 69H83V68H82ZM127 69H128V68H127ZM137 69H138V67H137ZM153 69H154V70H153ZM177 69H178V68H177ZM192 69H193V68H192ZM194 69H196V68H194ZM206 69H207V68L204 69V67H203V70H206ZM222 69H223V68H222ZM2 70H3V69H2ZM14 70H15V69H14ZM24 70H25V69H24ZM33 70H34V69H33ZM72 70H73V69H72ZM111 70H112V69H111ZM116 70H117V69H116ZM120 70H121V69H120ZM123 70H124V69H122V71H123ZM125 70H126V68H125ZM140 70H141V69H140ZM159 70L161 71V70H163V69H159ZM167 70H168V69H167ZM178 70H179V69H178ZM197 70H198V69H196V71H197ZM200 70H202V69H200ZM200 70H199V71H200ZM203 70H202V71H203ZM243 70H244V68H243ZM73 71H74V70H73ZM106 71H107V70H106ZM126 71H127V70H126ZM130 71H131V70H130ZM135 71H136V73H137V72L139 73V71H137V70H135ZM135 71H134V72H135ZM160 71H159V72H160ZM189 71H190V70H188V72H189ZM192 71H193V70H192ZM224 71H226V70H224ZM245 71H246V69H245ZM26 72H27V71H26ZM38 72H39V71H38ZM111 72H112V71H111ZM159 72H157V73H159ZM176 72H177V71H176ZM193 72H194V71H193ZM203 72H204V71H203ZM235 72H236V71H235ZM4 73H5V72H4ZM88 73H89V72H88ZM91 73H93V72L91 71ZM91 73H90V74H91ZM97 73H98V72H97ZM112 73H114V72H112ZM116 73H117V72H115V74H116ZM121 73H122V72H121ZM127 73H128V71H127ZM127 73H126V74H127ZM130 73H132V72H130ZM130 73H129V74H130ZM136 73H135V75H136ZM146 73H147V72H146ZM163 73H166V71H165V72H164V71L162 72V75L165 76ZM177 73H178V74H174V75H176V76L179 75V71H178ZM197 73H198V72H197ZM231 73H232V72H231ZM26 74H27V73H26ZM77 74H78V73H77ZM84 74H85V73H84ZM119 74H120V73H119ZM133 74H134V73H132V75H133ZM143 74H144V73H143ZM147 74H148V73H147ZM151 74H152V73H151ZM159 74H160V73H159ZM166 74H167V73H166ZM170 74H171V69H170ZM180 74H181V73H180ZM182 74H183V73H182ZM187 74H188V73H187ZM187 74H184V75H186V76L188 77L189 75H187ZM189 74H190V73H189ZM191 74H194V73H191ZM195 74H196V73H195ZM200 74H201V73L199 72V75H200ZM226 74H228V72H226ZM226 74H225V75H226ZM13 75H14V74H13ZM20 75H21V74H20ZM81 75L83 76L82 73L80 74V77H81ZM94 75H96V74H94ZM94 75H90V76L93 77ZM103 75H104V74H103ZM111 75H112V74L108 75V77H110ZM122 75H123V74H121V75H119V76L121 77ZM156 75H157V74H156ZM162 75H161V78L163 77ZM171 75H172V74H171ZM196 75H197V74H196ZM225 75H224V76H225ZM229 75H230V74H229ZM61 76H62V75H61ZM86 76H87V74H86ZM112 76L114 77V74H113ZM115 76H116V75H115ZM123 76H124V75H123ZM128 76L131 77V75H128ZM128 76H127V77H128ZM139 76H140V75H139ZM143 76H144V75H143ZM148 76H149V75H148ZM157 76H158V75H157ZM159 76H160V75H159ZM182 76H183V75H182ZM200 76H201V75H200ZM202 76H203V74H202ZM232 76H233V75H232ZM238 76H241V75L238 74ZM28 77H29V76H28ZM87 77H88V76H87ZM104 77H107V76H104ZM104 77H103V78H104ZM116 77H117V76H116ZM145 77L147 78V76H145ZM150 77H151V76H150ZM153 77H154V76L152 75V78H153ZM155 77H156V76H155ZM187 77H186V78H187ZM191 77H192V76H191ZM191 77H190V78H191ZM193 77H194V76H193ZM195 77H199V76L197 75V76H195ZM206 77H207V76H206ZM225 77H226V76H225ZM40 78H44V77H40ZM76 78H77V77H76ZM83 78H84V77H83ZM85 78H86V77H85ZM98 78H99V75H98ZM110 78H111V77H110ZM118 78H119V77H118ZM122 78H124V77H122ZM122 78H119V79L122 80ZM132 78H133V77H132ZM136 78H137V76H136ZM136 78H135V79H136ZM146 78H144V80H145ZM148 78H149V77H148ZM184 78H185V77H184ZM203 78H204V76H203ZM227 78H228V77H227ZM230 78H231V77H230ZM47 79H48V78H47ZM51 79H52V77H51ZM86 79H87V78H86ZM89 79H90V78H89ZM99 79H100V78H99ZM112 79H113V78H112ZM127 79H128V78H127ZM135 79H134V80H135ZM139 79H140V78H139ZM149 79L151 80V78H149ZM158 79H159V78H158ZM191 79H192V78H191ZM193 79H194V78H193ZM193 79H192V80H193ZM195 79H196V78H195ZM199 79H200V78H199ZM204 79H205V78H204ZM207 79H208V78H207ZM224 79H226V78H224ZM31 80H32V78H31ZM38 80H39V78H38ZM84 80H85V79H83V81H84ZM101 80H102V78H101ZM113 80H114V79H113ZM137 80H138V78H137ZM141 80H142V78H141ZM144 80H142V81H144ZM147 80H148V79H147ZM150 80H149V83L152 81V80H151V81H150ZM161 80H162V79H161ZM171 80H173V78H172ZM189 80H190V79H189ZM189 80H188V83H189ZM196 80H198V79H196ZM205 80H206V79H205ZM205 80H204V81H205ZM229 80H230V79H229ZM232 80H233V78H232ZM10 81H11V80H10ZM44 81H45V78H44ZM81 81H82V80H81ZM86 81H87V80H86ZM86 81H84L85 84H88V85H89V83H91V82H89V80L87 81V83H86ZM110 81H111V80H110ZM122 81H123V80H122ZM124 81H126V80L124 79ZM124 81H123V82H124ZM135 81H136V80H135ZM142 81H141V82H142ZM157 81H159V80H157ZM179 81H180V80H179ZM186 81H187V80H186ZM204 81H203V82H204ZM209 81H210V80H209ZM2 82H3V80H2ZM46 82H47V80H46ZM54 82H55V81H54ZM70 82H71V81H70ZM76 82H77V80H76ZM88 82H89V83H88ZM96 82H97V84H99L98 81H96ZM116 82H117V81H116ZM119 82H120V81H119ZM123 82H122V83H123ZM131 82H132V81H131ZM131 82H130V83H131ZM136 82H138V81H136ZM141 82H140V83H141ZM164 82H167V80H166V81H163V85H161L162 90H163ZM206 82H208V81H206ZM23 83H24V82H23ZM26 83H27V82H26ZM32 83H33V82H32ZM92 83H93V81H92ZM134 83H135V82H134ZM146 83H147V82H146ZM146 83H145V84H146ZM168 83H170V82H168ZM172 83H174V82L172 81ZM209 83H211V82H209ZM108 84H109V83H108ZM125 84H126V83H125ZM159 84H160V83H159ZM161 84H162V83H161ZM170 84H171V83H170ZM174 84H175V83H174ZM176 84H177V83H176ZM181 84H182V83H181ZM203 84H204V83H203ZM206 84H207V83H205V86H206ZM24 85H25V84H24ZM48 85H49V84H48ZM75 85H76V84H75ZM92 85H94V84H92ZM101 85H102V84H101ZM134 85H135V84H134ZM136 85H137V84H136ZM138 85H140V84H138ZM138 85H137V86H138ZM149 85H150V84H149ZM165 85H166V84H165ZM167 85H168V84H167ZM167 85H166V86H167ZM4 86H5V83H4ZM17 86L20 87V84L17 85ZM32 86H33V85H32ZM32 86H31V87H32ZM36 86H38V84H37ZM46 86H47V83H46ZM109 86H110V85H109ZM109 86H108V87H109ZM121 86H122V85H121ZM124 86H125V85H124ZM150 86H151V85H150ZM150 86H149V87H150ZM176 86H177V85H176ZM205 86H204V87H205ZM231 86H232V85H231ZM0 87H1V86H0ZM85 87H87V85H85ZM99 87H100V86H99ZM147 87H148V86H147ZM149 87H148V88H149ZM173 87H174V86H173ZM179 87H182V86H179ZM237 87H239V86H237ZM24 88H25V87H24ZM24 88H23V89H24ZM36 88H38V87H36ZM44 88H45V87H44ZM73 88H74V87H73ZM101 88H102V87H101ZM104 88H105V87H103V89H104ZM110 88H111V87H110ZM112 88H113V86H112ZM125 88H126V86H125ZM136 88H138V90H139V87H136ZM140 88H141V87H140ZM142 88H143V87H142ZM144 88H145V87H144ZM151 88H152V87H151ZM168 88H169V87H168ZM168 88H167V90H168ZM170 88H172V87L170 86ZM0 89H1V88H0ZM29 89H30V87H29ZM50 89H51V88H50ZM84 89H85V88H84ZM84 89H83L82 91H84ZM96 89H97V88H96ZM96 89H95V91H94V89H93V91H94V92H97ZM98 89H99V88H98ZM126 89H127V88H126ZM128 89H129V88H128ZM159 89H161V88L159 87ZM176 89H178V87H177V88L175 87V90H176ZM57 90H58V89H57ZM80 90H81V89H80ZM85 90H86V89H85ZM99 90H100V89H99ZM148 90H149V89H148ZM164 90H165V88H164ZM175 90H174V91H175ZM179 90H180V89H179ZM102 91H103V90H102ZM106 91H107V90H106ZM130 91H131V89H130ZM132 91H133V88H132ZM139 91H140V90H139ZM139 91H138V92H139ZM176 91H177V90H176ZM184 91H186V90H184ZM27 92H28V90H27ZM108 92H109V91H108ZM110 92H111V91H110ZM136 92H137V91H136ZM140 92H141V91H140ZM143 92H145V90H144ZM171 92H172V90H171ZM171 92H170V93H171ZM1 93H2V92H1ZM80 93H81V92H80ZM92 93H93V92H92ZM111 93H112V92H111ZM114 93H115V92H114ZM117 93H119V92H117ZM126 93H129V92H126ZM134 93H135V92H134ZM149 93H150V91H149ZM185 93H187V91H186ZM4 94H5V93H4ZM72 94H73V93H72ZM94 94H95V93H94ZM100 94H102V93H99V95H100ZM108 94H109V93H108ZM130 94H131V93H129V96H131ZM140 94H142V92H141ZM0 95H2V94H0ZM27 95H28V93L26 94V96H27ZM29 95H30V94H29ZM41 95H42V94H41ZM55 95H56V94H55ZM102 95H103V94H102ZM105 95H106V94H105ZM109 95H110V94H109ZM109 95H108V96H109ZM147 95H148V94H147ZM202 95H203V94H202ZM3 96H5V95H3ZM3 96H2V97H3ZM106 96H107V95H106ZM113 96H114V95H113ZM113 96H112V97H113ZM129 96H128V99H129ZM186 96H187V94H186ZM188 96H189V95H188ZM203 96H204V95H203ZM5 97H6V96H5ZM75 97H77V96H75ZM94 97H95V96H94ZM94 97H93V98H94ZM114 97H115V96H114ZM114 97H113V98H114ZM138 97H139V96H138ZM138 97H137V98H138ZM54 98H55V97H54ZM96 98H97V97H96ZM96 98H95V99H96ZM109 98H110V97H109ZM121 98H122V97H121ZM125 98H126V97H125ZM144 98H147V96H144ZM185 98H186V97H185ZM185 98H184V99H185ZM187 98H188V97H187ZM6 99H7V98H6ZM51 99H52V98H51ZM56 99H57V98H56ZM66 99H67V98H66ZM79 99H80V98H79ZM79 99H78V100H79ZM81 99H82V98H81ZM81 99H80V100H81ZM83 99H84V98H83ZM83 99H82V100H83ZM98 99H100V97H99ZM106 99L108 100V98H106ZM119 99H120V98H119ZM147 99H149V98H147ZM0 100H1V99H0ZM2 100H3V98H2ZM9 100H10V99H9ZM40 100H41V99H40ZM54 100H55V99H54ZM78 100H77V101H78ZM89 100H90V99L88 98V101H89ZM109 100H110V99H109ZM134 100H137V99H134ZM26 101H27V100H26ZM47 101H48V100H46V102H47ZM75 101H76V100H75ZM101 101H102V100H101ZM119 101H120V104L123 102V101L121 102V100H119ZM137 101L141 103L140 100H137ZM137 101H136V102H137ZM145 101H146V100H145ZM147 101H148V100H147ZM147 101H146V102H147ZM185 101H188V99H187V100L185 99ZM185 101H184V102H185ZM1 102H2V101H0V103H1ZM4 102H5V101H4ZM4 102H3V104H4ZM14 102H15V101H14ZM14 102H13V103H14ZM41 102H42V101H41ZM44 102H45V101H43L42 103L44 104ZM48 102H49V101H48ZM48 102H47V103H48ZM69 102L71 103V101H69ZM78 102H79V101H78ZM86 102H87V100H86ZM98 102H99V101H98ZM111 102H112V101H111ZM7 103H8V102H7ZM24 103H25V102H24ZM73 103H74V102H73ZM73 103H72V105H73ZM79 103H80V102H79ZM93 103H94V102H93ZM95 103H96V102H95ZM101 103H102V102H101ZM104 103H106V102L104 101ZM127 103H128V100H127ZM133 103H134V102H133ZM1 104H2V103H1ZM48 104H49V103H48ZM50 104H51V103H50ZM65 104H66V103H65ZM90 104H91V103H90ZM96 104H98V103H96ZM108 104H109V103H107V105H108ZM118 104H119V103L117 102V104H115V105H118ZM120 104H119V105H120ZM122 104H123V103H122ZM125 104H126V103H125ZM125 104H124V105H125ZM142 104H144V103H142ZM142 104H141V105H142ZM145 104H146V103H145ZM10 105L12 106V104H10ZM67 105H69V103H68ZM92 105H93V104H92ZM94 105H95V104H94ZM101 105L103 106V104H101ZM101 105L98 104V105H97L98 108H99V106L102 108ZM104 105H106V104H104ZM129 105H130V103H129ZM131 105H132V104H131ZM50 106H51V105H50ZM50 106H49V108H50ZM63 106H64V105H63ZM108 106H109V105H108ZM121 106H122V105H121ZM121 106H120V107H121ZM125 106H126V105H125ZM127 106H128V105H127ZM127 106H126V107H127ZM135 106H136V105H135ZM135 106H134V107H135ZM137 106H138V105H137ZM27 107H28V106H27ZM45 107H46V106H45ZM58 107H60V106H58ZM58 107H57V108H58ZM82 107H83V106H82ZM82 107H81V108H82ZM89 107H90V105H89ZM105 107H107V106H104V108H105ZM115 107H117V106H115ZM122 107H123V106H122ZM122 107H121V108H122ZM126 107H125V108L123 107V108H124L123 110L126 111ZM1 108H2V107H1ZM5 108H6V107H5ZM35 108H36V106H35ZM77 108H78V107H77ZM90 108H92V107H90ZM98 108H97V109H98ZM121 108H120V109H121ZM128 108H129V107H128ZM128 108H127V110H128ZM22 109H23V108H22ZM30 109H31V108H30ZM36 109H37V108H36ZM46 109H48V108L46 107ZM61 109H62V107H61ZM87 109H88V107H87ZM87 109H85V112L87 111ZM94 109H95V108H94ZM99 109H100V108H99ZM134 109H137V108L135 107ZM140 109H141V108H140ZM140 109H139V110H140ZM158 109H159V108H158ZM19 110H20V109H19ZM19 110H17V111L19 112ZM40 110H41V109H40ZM49 110H50V109H49ZM95 110H96V109H95ZM101 110H102V109H101ZM101 110H100V111L97 110V111L101 112ZM109 110H110V109H109ZM117 110H118V108L116 109V111H117ZM121 110H122V109H121ZM123 110H122V111H123ZM132 110H133V107H132ZM20 111H21V110H20ZM36 111H37V110H36ZM47 111H48V110H47ZM47 111H46V112H47ZM55 111H57V110H55ZM62 111H63V110H62ZM82 111H84V108H83ZM128 111H129V110H128ZM134 111H135V110H134ZM136 111H137V110H136ZM13 112H14V111H13ZM15 112H16V111H15ZM23 112H24V111H23ZM32 112H33V111H32ZM38 112H39V111H38ZM57 112H58V111H57ZM77 112H78V111H77ZM109 112H111V111H109ZM109 112H108V113H109ZM118 112H119V110H118ZM141 112H143V111L141 110ZM47 113H48V112H47ZM49 113H50V112H49ZM49 113H48V114H49ZM75 113H76V112H75ZM112 113H113V112H112ZM112 113H110V114H112ZM115 113H116V112H115ZM115 113H114V114H115ZM121 113L123 114V112H121ZM132 113L134 114V112H132ZM132 113H130L131 115L129 114L130 117L133 115ZM11 114H12V113H11ZM21 114H22V113H21ZM35 114H36V113H35ZM60 114L62 115V113H60ZM76 114H77V113H76ZM80 114H81V113H80ZM88 114H89V113H88ZM91 114H94V113H93V112H92V113L90 112V115H91ZM95 114H98V113L96 112ZM114 114H113V115H114ZM127 114H128V112H127ZM140 114H141V113H140ZM50 115H51V114H50ZM56 115H57V114L54 115L55 118H56ZM77 115L79 116V114H77ZM100 115H101V114H100ZM108 115H109V114H108ZM129 115H127V116H129ZM134 115H136V114H134ZM134 115H133V116H134ZM43 116H44V115H42L41 117H43ZM51 116H52V115H51ZM63 116H64V114H63ZM73 116H74V115H73ZM83 116H84V115H83ZM94 116H95V115H94ZM98 116H99V115H98ZM109 116H110V115H109ZM115 116H116V114H115ZM141 116H142V115H141ZM145 116H146V115H145ZM4 117H5V116H4ZM15 117L18 118V116H15ZM15 117H13V118H15ZM92 117H93V115H92ZM100 117H101L102 119H104V118H106L107 116L104 117V118H103V116H99V118H100ZM122 117H123V116H122ZM122 117H121V118H122ZM124 117H125V116H124ZM137 117H140V116H137ZM149 117H150V116H149ZM166 117H167V116H166ZM13 118H12V119H13ZM58 118H59V117H58ZM61 118H62V117H61ZM67 118H68V115H67ZM81 118H82V115H81ZM83 118H84V117H83ZM110 118H111V116H110ZM115 118H116V117H115ZM118 118H120V117H118ZM128 118H129V117H128ZM168 118H169V117H168ZM1 119H2V118H1ZM3 119H5V118H3ZM25 119H27V118H25ZM37 119H38V118H37ZM41 119H42V118H41ZM52 119H53V117H52ZM69 119H70V118H69ZM74 119H75V118H74ZM112 119H113V116H112ZM116 119H117V118H116ZM132 119H134L135 121L137 120V119H135V118H133V117H132ZM153 119H154V118H153ZM160 119H161V118H160ZM160 119H159V121H160ZM169 119H170V118H169ZM9 120H10V119H9ZM29 120H30V119H29ZM42 120H43V119H42ZM45 120H46V119H45ZM56 120H60V119H56ZM56 120H54V121H56ZM63 120H64V119H63ZM82 120H84V119H82ZM99 120H100V119H99ZM149 120H150V119H149ZM165 120H166V118H165ZM5 121H6V120H5ZM25 121H26V120H25ZM31 121H32V120H31ZM39 121H40V119H39ZM46 121H47V120H46ZM50 121H51V120H50ZM61 121H62V120H61ZM61 121H60V122H61ZM79 121H80V120H79ZM90 121H92V120H90ZM100 121H101V120H100ZM115 121H116V120H115ZM145 121H147V120H145ZM152 121H153V120H150V122H148V121H147V122L151 124ZM7 122H8V121H7ZM15 122H16V121H15ZM36 122H37V121H36ZM42 122H43V121H42ZM47 122H49V121H47ZM60 122H59V123H60ZM71 122H72V121H71ZM123 122H124V121H123ZM130 122H131V121H130ZM147 122H145V124H147ZM153 122H155V121H153ZM170 122H171V121H170ZM10 123L12 124V122H10ZM38 123H39V122H38ZM49 123L51 124V123H53V122H49ZM49 123H48V124H49ZM56 123H58V122H56ZM59 123H58V124H59ZM61 123H62V122H61ZM61 123H60V124H61ZM66 123H67V122H66ZM68 123H69V122H68ZM103 123H104V120H103ZM105 123H106V122H105ZM105 123L103 124L104 126H105ZM107 123H108V122H107ZM114 123H115V122H114ZM138 123H139V121H138ZM140 123H142V122H140ZM140 123H139V124H140ZM8 124H9V122H8ZM31 124H32V123H31ZM53 124H54V123H53ZM60 124H59V125H60ZM63 124H64V122H63ZM72 124H73V123H72ZM72 124H70V125L72 126ZM78 124H79V123H78ZM78 124H77V125H78ZM80 124H81V123H80ZM115 124H118V123H115ZM115 124H113V125H115ZM121 124H122V123H121ZM121 124H120V125H121ZM142 124H143V123H142ZM145 124H144V125H145ZM150 124H148L149 127H150ZM154 124H156V123H154ZM27 125H28V124H27ZM41 125H42V124H41ZM81 125H83V124H81ZM106 125H107V124H106ZM140 125H141V124H140ZM176 125H177V124H176ZM176 125H175V126H176ZM8 126H9V125H8ZM28 126H29V125H28ZM79 126H80V125H79ZM111 126H112V125H111ZM178 126H179V125H178ZM178 126H177V127H178ZM31 127L35 129V126L33 127V126L31 125ZM31 127H29V128H31ZM57 127H58V125H57ZM62 127H63V126H62ZM84 127H87V126H84ZM88 127H89V126H88ZM88 127H87V128H88ZM113 127H114V126H113ZM32 128H31V129H32ZM59 128H61V127H59ZM59 128H57L58 131H59ZM64 128H65V127H64ZM74 128H75V127H74ZM96 128H99V127H96ZM115 128H116V126H115ZM126 128H127V127H125V129H126ZM138 128H139V127H138ZM34 129H33V131H34ZM102 129H103V128H102ZM118 129H119V127H118ZM140 129H141V128H140ZM145 129H146V128H145ZM155 129H157V128H155ZM35 130H36V129H35ZM68 130H69V128H68ZM75 130H79V129H75ZM80 130H81V129H80ZM91 130H92V129H91ZM113 130H114V128H113ZM127 130H128V128H127ZM158 130H159V129H158ZM31 131H32V130H31ZM33 131H32V132H33ZM61 131H62V129H61ZM85 131H87V130H85ZM85 131H83V132H85ZM94 131H95V130H94ZM122 131H123V130H122ZM138 131H139V130H138ZM152 131H153V130H152ZM156 131H157V130H156ZM76 132H77V131H76ZM96 132H97V131H96ZM115 132H117V131H115ZM128 132H129V131H128ZM154 132H155V131H154ZM159 132H160V131H159ZM178 132H179V131H178ZM180 132H181V130H180ZM6 133H7V132H6ZM6 133H3V135L6 134ZM8 133H9V132H8ZM24 133H25V132H24ZM29 133H30V132H29ZM33 133H35V131H34ZM33 133H32V135L34 136L36 133H35V134H33ZM56 133H57V132H56ZM62 133H63V132H62ZM80 133H82V132L80 131ZM87 133H88V132H86V134H87ZM94 133H95V132H94ZM108 133H109V132H108ZM108 133H107V134H108ZM121 133H122V132H121ZM136 133H137V132H136ZM146 133H147V132H146ZM181 133H182V132H181ZM19 134H20V133H19ZM30 134H31V133H30ZM57 134L60 135V133H57ZM65 134H67V133H65ZM65 134H64L63 138L65 137ZM68 134H69V133H68ZM73 134H74V133H73ZM73 134H72V135H73ZM92 134H93V133H92ZM92 134H91V135H92ZM130 134H131V133H130ZM138 134H139V133H137V135H138ZM149 134H151V133H149ZM152 134H153V133H152ZM154 134H155V133H154ZM11 135H14V134H11ZM17 135H18V134H17ZM20 135H21V134H20ZM23 135H25V134H23ZM59 135H57V136H59ZM61 135H62V134H61ZM89 135H90V134H89ZM89 135H88V136H89ZM95 135H96V134H95ZM95 135H94V137H95ZM115 135H116V134H115ZM118 135L120 136L119 133H118ZM122 135H124V134H122ZM128 135H129V134H128ZM139 135H140V134H139ZM139 135H138V136H139ZM155 135H157V138H158L159 133H158V134H155ZM9 136H10V135H9ZM35 136H37V135H35ZM76 136H77V134H76ZM92 136H93V135H92ZM124 136H126V135H124ZM131 136H132V135H131ZM138 136H137V137H138ZM143 136H144V135H143ZM21 137H22V136H21ZM37 137H38V136H37ZM37 137H36V138H37ZM59 137H60V136H59ZM66 137H68V136L66 135ZM66 137H65V138H66ZM69 137H71V136H69ZM90 137H91V136H90ZM94 137H93V139H91L92 142H93V140H94ZM100 137H101V136H100ZM126 137H127V136H126ZM128 137H130V136H128ZM140 137H141V136H140ZM173 137H175V136L173 135ZM3 138H6V136L3 137ZM8 138H10V137H8ZM16 138H17V137H16ZM22 138H23V137H22ZM57 138H58V137H57ZM65 138H64V139H65ZM86 138H87V136H86ZM91 138H92V137H91ZM131 138H132V137H131ZM133 138H135V137H133ZM142 138H143V137H142ZM163 138H164V137H163ZM163 138H162V141L165 140V139H163ZM1 139H2V137H0V140H1ZM12 139H13V138H12ZM29 139L31 140V137H30ZM38 139H39V138H38ZM59 139H60V138H59ZM59 139H57V140H59ZM96 139H97V138H96ZM107 139H108V138H107ZM137 139H138V138H137ZM150 139H151V138H150ZM159 139H160V138H159ZM3 140H4V141H3ZM3 140H1V141L5 142L6 139H3ZM10 140H11V139H10ZM17 140H19V138H18ZM21 140H22V139L20 138V141H21ZM27 140H28V139H27ZM62 140H63V139H62ZM62 140H60V141H62ZM67 140H68V139H67ZM73 140H74V139H73ZM98 140H99V139H98ZM123 140H125V138H124ZM123 140H121V141H123ZM129 140H130V139H128V141H129ZM132 140H133V139H131V142L134 141V140H133V141H132ZM167 140H168V139H167ZM181 140H183V138H182ZM22 141H23V140H22ZM22 141H21V142H22ZM32 141H34V140H32ZM39 141H40V140H39ZM60 141H59V142H60ZM63 141H64V140H63ZM63 141H62V142H63ZM71 141H72V140H71ZM77 141H78V140H77ZM81 141H82V140H80V142H78L77 144L82 143ZM146 141L148 142V140H146ZM157 141H158V140H157ZM159 141H161V139H160ZM12 142H13V141H12ZM16 142H17V141H16ZM54 142H55V141H54ZM56 142H58V141H56ZM89 142H90V141H89ZM92 142H91V143H92ZM98 142H100V141H98ZM98 142H95L94 145L97 144ZM131 142H130V143H131ZM135 142H136V141H135ZM154 142H156V141H154ZM180 142L182 143L183 141H180ZM68 143H69V141H68ZM83 143H85L84 140H83ZM86 143H88V139H87V142H86ZM86 143H85V145H86V146H89V145H87ZM107 143H108V142H107ZM159 143H160V142H159ZM163 143H164V142H163ZM163 143H162V144H163ZM181 143H180V144H181ZM1 144H2V143H1ZM8 144H10V146L12 145L10 142H8ZM69 144H70V143H69ZM111 144H112V142H110V145H111ZM113 144H114V143H113ZM131 144H132V143H131ZM160 144H161V143H160ZM166 144H167V143H166ZM21 145H22V144H21ZM32 145H34V143H32ZM54 145H55V143H54ZM54 145H53V146H54ZM58 145H59V143H58ZM73 145H74V144H73ZM75 145H76V143H75ZM97 145H98V144H97ZM99 145H100V147H101V143H100ZM99 145H98V146H95V147H99ZM104 145H105L106 148L110 147V145L108 146L106 143H104ZM106 145H107V146H106ZM151 145H152V144H150V146H151ZM171 145H172V144H171ZM182 145H183V144H181V146H182ZM2 146H3V144H2ZM2 146H1V148H2ZM4 146H6V143L4 144ZM36 146H37V145H36ZM36 146L34 145V147H36ZM55 146H57V145H55ZM67 146H68V145H67ZM86 146H85V148H86ZM111 146H113V145H111ZM116 146L118 147V145H116ZM129 146H130V145H129ZM163 146H164V145H163ZM185 146H186V145H184V147H185ZM7 147H8V146H7ZM14 147H15V146H14ZM29 147H30V146L28 145V148H29ZM44 147L47 148L46 145H45V146L43 145V146H42V150H41V148H40V151H43V148H44ZM79 147H80V144H79ZM92 147H94V146H92ZM102 147H104V146H102ZM122 147H123V146H122ZM164 147H166V145H165ZM170 147H171V146H170ZM18 148H19V147H18ZM18 148L16 147L17 150H18ZM21 148H24V149H25V147H21ZM30 148H31V147H30ZM37 148H39V147L37 146ZM49 148H50V147H49ZM82 148H83V147L81 146V150H82ZM85 148L83 149L84 152H85ZM87 148H88V147H87ZM89 148H90V147H89ZM113 148H114V146H113ZM113 148L110 147V149H113ZM168 148H169V147H168ZM188 148H189V147H188ZM5 149H6V148H5ZM10 149H11V148H10ZM10 149H8V150H10ZM32 149H33V148H32ZM34 149H35V148H34ZM51 149H52V148H50V150H51ZM70 149H72V148H70ZM101 149H102V148H101ZM128 149H129V148H128ZM140 149H141V148H140ZM142 149H143V148H142ZM165 149H166V148H165ZM183 149H184V148H183ZM189 149H190V148H189ZM1 150H2V149H1ZM3 150H4V149H3ZM6 150H7V149H6ZM14 150H15V149H14ZM14 150H13V151H14ZM17 150H16V151H17ZM20 150H21V149H20ZM26 150H27V149H26ZM52 150H53V149H52ZM63 150H64V149H63ZM63 150L61 149L60 152H63L62 154H67V155H68V153H65V150H66V149H65L64 151H63ZM75 150H76V149H75ZM77 150H78V149H77ZM90 150H91V149H90ZM90 150H89V151H90ZM102 150H103V149H102ZM131 150H132V149H131ZM137 150H138V149H136V152H137ZM146 150H147V149H146ZM174 150H175V149H174ZM180 150H181V149H180ZM185 150H186V149H185ZM22 151H23V150H22ZM46 151H47V150H46ZM55 151L58 152L59 150L57 149V150H55ZM55 151H54V152H55ZM66 151L68 152V148H67ZM69 151H74V150H69ZM78 151H79V150H78ZM89 151H88L89 154H90L91 152H93V150L90 151V152H89ZM95 151H96V150H94V152H95ZM103 151L105 152V150H103ZM103 151H101V152H103ZM110 151H111V150H110ZM122 151H123V150H122ZM147 151H148V150H147ZM147 151H146V152H147ZM187 151H189V157H190V155H192V154H190L191 151L188 150V149H187ZM5 152H6V151H5ZM5 152H3V153H5ZM17 152H18V151H17ZM31 152H33V150H32ZM38 152H39V149H38ZM49 152H50V151H49ZM49 152H48V154H50ZM94 152H93V154H94ZM96 152H97V151H96ZM98 152H100V150H99ZM98 152H97V153H98ZM104 152H103V153H104ZM136 152H135V153H136ZM138 152H139V151H138ZM142 152H145V151H142ZM167 152H168V150H167ZM169 152H170V151H169ZM169 152H168V154H169ZM180 152H181V151H180ZM3 153L1 152L0 155L2 156ZM6 153H8V152H6ZM6 153H5V154H6ZM11 153H12V151H11ZM58 153H59V152H58ZM82 153H83V152H82ZM149 153H150V152H149ZM160 153L162 154V152H160ZM171 153H172V151H171ZM173 153H174V152H173ZM187 153H188V152H187ZM187 153H186V154H187ZM15 154H17V153H15ZM15 154H14V155H15ZM24 154H25V152H23V154L21 153V155H23V156H24ZM28 154H29V153H28ZM30 154H31V153H30ZM33 154H35V153L33 152ZM44 154H45V151H44ZM48 154H46L47 157L49 156ZM62 154H61V155H62ZM71 154H72V153H71ZM77 154H78V153H77ZM77 154H76V152H75V154H73V156L71 155V157H75ZM85 154H86V153H85ZM95 154H96V153H95ZM95 154H94V155H95ZM99 154H100V153H99ZM99 154H98V155H99ZM101 154H102V153H101ZM104 154H105V153H104ZM138 154L140 155V153H138ZM138 154H137V155H138ZM165 154H166V153H165ZM183 154H184V152H183ZM183 154H182V155H183ZM186 154H185V155H186ZM14 155H13V156H14ZM21 155H20V156H21ZM36 155H39V154L37 153ZM51 155H52V153H51ZM67 155H66V156L64 155V156L67 157ZM74 155H75V156H74ZM108 155H109V154H108ZM120 155H121V154H120ZM123 155H124V154H123ZM141 155H142V153H141ZM141 155H140V156H141ZM144 155H145V154H144ZM148 155H149V154H148ZM152 155H153V154H152ZM171 155H174V154H171ZM175 155H176V154H175ZM185 155H184V156H185ZM3 156H4V154H3ZM11 156H12V154H11ZM11 156H10V158H11ZM13 156H12V157H13ZM25 156H26V155H25ZM29 156H31V155H29ZM55 156H56V155H55ZM79 156H81V155L79 154ZM79 156H77V157H79ZM84 156H85V155H84ZM88 156H89V155H88ZM90 156H91V155H90ZM90 156H89V157H90ZM92 156H93V155H92ZM96 156H97V155H96ZM96 156H95V157H96ZM149 156H150V155H149ZM176 156H177V155H176ZM187 156H188V155H187ZM5 157H6V156H5ZM27 157H28V156H27ZM40 157H41V155H40ZM53 157H54V156H53ZM69 157H70V156H68V158H69ZM82 157H83V156L79 157V161H78L79 163H81V164H79L80 166H81L82 164L86 163V162H84V161H82V160H81L82 162H80V158H82ZM95 157H94V158H95ZM99 157H100V155H99ZM101 157H102V156H101ZM104 157H105V156H104ZM123 157H125V156H123ZM138 157H139V156H138ZM157 157H158V156H157ZM172 157H174V156H172ZM1 158H2V157H1ZM16 158H17V157H16ZM21 158H22V157H21ZM25 158H26V157H25ZM28 158H30V157H28ZM28 158H27V159H28ZM41 158H42V157H41ZM45 158H46V157H45ZM57 158H58V155H57ZM86 158H87V156H86ZM120 158H121V157H120ZM125 158H127V157H125ZM132 158H133V157H132ZM191 158H192V157H191ZM191 158H190V159H191ZM3 159H4V157H3ZM11 159H12V158H11ZM17 159H18V158H17ZM19 159H20V158H19ZM22 159H23V158H22ZM55 159H56V158H55ZM59 159H60V157H59ZM61 159L63 160L64 158L61 157ZM61 159H60V160H61ZM66 159H67V158H66ZM83 159H85V158L83 157ZM92 159H93V158H92ZM95 159H96V158H95ZM95 159H94V161H95ZM100 159H101V158H100ZM104 159H105V160H104ZM104 159L102 160L103 162L106 161V157H105ZM121 159H122V158H121ZM133 159L135 160V158H133ZM136 159H137V158H136ZM140 159H141V157H140ZM173 159H174V158H173ZM183 159H184V157H183ZM185 159H187V158H185ZM0 160H1V159H0ZM5 160H6V159H5ZM8 160L10 161V159H8ZM12 160H13V159H12ZM43 160H44V159H43ZM56 160H57V159H56ZM56 160H55V161H56ZM62 160H61V161H62ZM85 160H86V159H85ZM87 160H88V158H87ZM87 160H86V161H87ZM90 160H91V159H90ZM119 160H120V159H119ZM128 160H129V159H128ZM130 160H132V159L130 158ZM152 160H153V159H152ZM158 160L160 161V159H158ZM171 160H172V159H171ZM26 161H27V160H26ZM26 161H25V162H26ZM53 161H54V160H53ZM53 161H52V162H53ZM64 161H65V160H64ZM75 161H76V160H75ZM91 161H92V160H91ZM122 161H123V159H122ZM144 161H145V160H144ZM169 161H170V160H169ZM178 161H179V160H178ZM21 162H22V161H21ZM23 162H24V160H23ZM30 162H32V161H30ZM46 162H48V161H46ZM52 162H51V163H52ZM119 162H120V161H118V162H116V163H119ZM130 162H131V161H130ZM138 162H139V163H140V162H142V163H146V161L143 162V160H142V161H138ZM179 162H180V161H179ZM39 163H40V162H39ZM51 163H50V164H51ZM60 163H61V162H60ZM66 163H67V160H66ZM131 163H132V162H131ZM131 163H130V164H131ZM153 163H156V161H154ZM173 163H174V162H173ZM12 164H13V163H12ZM40 164H41V163H40ZM45 164H46V163H45ZM45 164H44V166H45ZM54 164H55V162H54ZM70 164H72V163H70ZM73 164H74V163H73ZM87 164H88V163H87ZM87 164H86V165H87ZM91 164H92V163H91ZM105 164L108 165V164H107V161L105 162ZM119 164H120V163H119ZM136 164H137V163H136ZM150 164H151V163H150ZM7 165H8V164H7ZM20 165H21V163H20ZM24 165H25V164H24ZM33 165H34V164H33ZM55 165H56V164H55ZM55 165H54V166H55ZM61 165L65 166L64 164H61ZM67 165H68V164H67ZM86 165H85V166H86ZM89 165H90V164H89ZM89 165H87V166L89 167ZM99 165H100V164H99ZM160 165H161V164H160ZM38 166H39V165H38ZM40 166H41V165H40ZM40 166H39V167H40ZM52 166H53V163H52ZM54 166H53V167H54ZM57 166H58V165H57ZM57 166H55V167H57ZM59 166H60V165H59ZM77 166H78V165H77ZM80 166H78V167H80ZM97 166H98V165H97ZM127 166H128V165H127ZM156 166H157V164H156ZM179 166H180V165H179ZM182 166H183V165H182ZM8 167H9V165H8ZM11 167H12V166H11ZM25 167H26V166H23V173H24V174H25V172H24V168H25ZM27 167H28V166H27ZM39 167H38V168H39ZM48 167H49V165L47 166V168H48ZM69 167H70V166H69ZM72 167H73V165H72ZM83 167H84V165L82 166V170H83ZM94 167H95V166H94ZM98 167H99V166H98ZM128 167H130V165H129ZM128 167H126V168H128ZM134 167H135V164H134ZM157 167H158V166H157ZM169 167H170V166H169ZM176 167H177V166H176ZM176 167H175V169H178V168H179V167H178V168H176ZM186 167H188V166H186ZM193 167H194V166H193ZM18 168H19V167H18ZM57 168H58V167H57ZM60 168H61V166H60ZM63 168H65V167H63ZM67 168H68V166H66V170H67ZM140 168H141V167H140ZM143 168H144V167H143ZM154 168H155V166H154ZM182 168H183V167H182ZM27 169H28V168H27ZM32 169H33V168H32ZM44 169H45V167H44ZM78 169H79V168H78ZM94 169H96V172H95V173L97 174V168H94ZM129 169H130V168H129ZM159 169H160V168H158V170H159ZM161 169H162V168H161ZM180 169H181V168H180ZM183 169H185V168H183ZM183 169H181V170H183ZM186 169H187V168H186ZM192 169H193V168H192ZM194 169H195V167H194ZM18 170H19V169H18ZM41 170H42V168H41ZM48 170H49V169H48ZM50 170H51V169H50ZM56 170H60V169H56ZM56 170H55L54 172H56ZM63 170H64V169H63ZM68 170H69V169H68ZM148 170H149V169H148ZM152 170H153V169H152ZM155 170H157V169H155ZM155 170H154V171H155ZM5 171H6V170H5ZM16 171H17V169H16ZM16 171H15V172H16ZM37 171H38V170H37ZM71 171H73V170H71ZM87 171H88V170H87ZM99 171H100V167H99ZM143 171H144V170H143ZM145 171H146V170H145ZM154 171H152V172H154ZM187 171H188V169H187ZM195 171H196V170H195ZM6 172H7V171H6ZM12 172H13V170L11 171V173H12ZM17 172H18V171H17ZM27 172H28V170H27ZM38 172H39V171H38ZM43 172H44V171H43ZM49 172H50V171H49ZM59 172H60V171H59ZM61 172H62V171H61ZM73 172H74V171H73ZM76 172H77V171H76ZM78 172H79V171H78ZM78 172H77V174H78ZM92 172H93V170H92ZM127 172H128V171H127ZM127 172H126V174H127ZM152 172H151V173H152ZM155 172H157V171H155ZM181 172L183 173V171H181ZM189 172H191V171H189ZM193 172H194V170H193ZM193 172H191V173L193 174ZM18 173H19V172H18ZM30 173H32V172L30 171ZM30 173H27V174H30ZM57 173H58V172H57ZM70 173H71V172H70ZM83 173L86 174L84 171H83ZM87 173H88V172H87ZM89 173L91 174L90 171H89ZM98 173H99V172H98ZM100 173H101V171H100ZM104 173H105V172H104ZM119 173H120V172H119ZM119 173H117V175H118ZM137 173H138V172H137ZM140 173H143V172H140ZM198 173H199V172H198ZM1 174H2V173H1ZM1 174H0V175H1ZM14 174L16 175V173H14ZM42 174H43V173H42ZM48 174H49V173H48ZM92 174L94 175V173H92ZM101 174H102V173H101ZM105 174H106V173H105ZM105 174H104V175H105ZM109 174H110V173H109ZM120 174H121V173H120ZM120 174H119V175H120ZM129 174H130V173H129ZM144 174H145V173H144ZM186 174H188V173L186 172ZM186 174H184V175L186 176ZM192 174H190V175H192ZM196 174H197V173H196ZM9 175H10V174H9ZM33 175H36V174H33ZM40 175H41V174H40ZM40 175H39V176H40ZM45 175H46V174L44 173V175H42V176H45ZM50 175H51V174H50ZM53 175H54V176H55V175H58V176H59V175H61V174L59 173V174H53ZM67 175H68V177H69V174H67ZM124 175H125V174H124ZM130 175H131V174H130ZM140 175H141V174H140ZM4 176H6V173L4 174ZM4 176H3V178H4ZM12 176H14V175H12ZM18 176H19V175H18ZM37 176H38V175H37ZM48 176H49V175H48ZM51 176H52V175H51ZM51 176H49V177H51ZM54 176H52V178H51L52 180L55 178ZM58 176H57V178H55V179L53 180L54 182H53V181H51V182H53L54 184H55V183H58L57 179H60V177H58ZM61 176H63V174H62ZM70 176H71V175H70ZM79 176H80V175H79ZM79 176H77V177H79ZM83 176H84V175H83ZM100 176H101V175H100ZM102 176H103V175H102ZM114 176H115V175H114ZM114 176H113V177H114ZM142 176H143V174H142ZM169 176H171V175H168V177H169ZM195 176H196V175H195ZM1 177H2V176H1ZM26 177H27V176H26ZM28 177H29V176H28ZM49 177H48V178H49ZM68 177H67V178H68ZM73 177H75V176H73ZM80 177H82V175H81ZM87 177H88V179L90 178V180H93L92 177H90L88 174H87ZM103 177H104V176H103ZM113 177H112V178H113ZM115 177H117V176H115ZM120 177H121V176H120ZM139 177H140V176H139ZM173 177H174V176H173ZM188 177H189V175H188ZM244 177H245V176H244ZM19 178H20V177H18V179H19ZM24 178H25V177H24ZM24 178H23V179H24ZM45 178H47V175H46ZM45 178H42V180L45 179ZM64 178H65V177H64ZM84 178H86V177L84 176ZM112 178H111V180H112ZM117 178H118V177H117ZM117 178H113V180L115 179V181H116ZM124 178H125V176H124ZM189 178H190V177H189ZM193 178H194V176H193ZM193 178H192V179H193ZM196 178H197V177H196ZM196 178H195V179H196ZM9 179H10V178H9ZM15 179H16V177H15ZM23 179H22V181H23ZM51 179H50V180H51ZM62 179H63V178H62ZM75 179L77 180V178H75ZM75 179H74V180H75ZM88 179H86V180H88ZM119 179H120V178H119ZM136 179H137V177H136ZM3 180H4V179H3ZM24 180H25V179H24ZM38 180H39V177H38ZM40 180H41V178H40ZM55 180H56V181H55ZM65 180H66V179H65ZM67 180H68V179H67ZM69 180H70V179H69ZM69 180H68V181H69ZM72 180H73V179H72ZM74 180H73L72 182H74V186H75V185H76L75 182L77 183V181H76V180L74 181ZM90 180H89V181H90ZM96 180H97V179H96ZM111 180H109V181H111ZM132 180L134 181L135 179L133 178ZM177 180L179 181V178H178ZM5 181H6V180H5ZM5 181L2 182V179H1V183H0L1 186H2V183H3V185H4V182H5ZM16 181H17V180H16ZM18 181H19V180H18ZM20 181H21V180H20ZM20 181H19V182H20ZM25 181H29V180H25ZM25 181H23V182H25ZM36 181H37V180H36ZM59 181H60V180H59ZM68 181H66V182L68 183V184H66V186L69 185V183H70V182H68ZM82 181H83L84 183L87 182V181L85 182L84 180H82ZM94 181H95V179H94ZM106 181H107V180H106ZM106 181H105V182H106ZM117 181H118V180H117ZM127 181H128V180H127ZM127 181H126V182H127ZM129 181H130V180H129ZM129 181H128V182H129ZM10 182H11V180H10ZM10 182H9V183H10ZM23 182H22V183H23ZM61 182H62V181H61ZM72 182H71V184H72ZM78 182H79V181H78ZM96 182H97V181H96ZM112 182L114 183V181H112ZM126 182H125V185H126ZM146 182H147V181H146ZM146 182H145V183H146ZM151 182H152V181H151ZM13 183H14V182H13ZM17 183H18V182H17ZM41 183H42V182H40V184H41ZM47 183H48V182H47ZM63 183H64V181H63ZM87 183H88V182H87ZM93 183H94V182H93ZM102 183H103V182H102ZM110 183H111V182H110ZM134 183H135V182H134ZM134 183H133V184H134ZM137 183H138V182H137ZM153 183H154V182H153ZM15 184H16V182H15ZM15 184H14V185H15ZM23 184L25 185V183H23ZM43 184H44V183H43ZM49 184H50V183H48V186H49ZM54 184H53V185H54ZM78 184L80 185V183H78ZM78 184H77V185H78ZM88 184H90V183H88ZM94 184L97 185L96 183H94ZM94 184H93V185H94ZM122 184H123V183H122ZM130 184H132V183L130 182ZM130 184H128V185H130ZM146 184H148V183H146ZM181 184H182V182H180V185H181ZM31 185H32V184H31ZM38 185H39V184H38ZM44 185H46V184H44ZM56 185H57V184H56ZM90 185H91V184H90ZM93 185H92V186H93ZM113 185H114V184H113ZM113 185H112V186H113ZM125 185H124V186H125ZM217 185H218V184H217ZM8 186H9V184H8ZM16 186H17V185H16ZM20 186H22V184H21ZM29 186H30V183H29ZM54 186H55V185H54ZM62 186H63V185H62ZM69 186H70V185H69ZM80 186H82V185H80ZM83 186H84V185H83ZM83 186H82V187H83ZM132 186H133V185H132ZM137 186H138V184H137ZM18 187H19V186H18ZM23 187H25V186H23ZM27 187H28V183H27ZM31 187H32V186H31ZM33 187H34V185H33ZM33 187H32V189H34ZM41 187H43V186H41ZM41 187L39 186L40 189H42ZM44 187H45V186H44ZM60 187H61V186H60ZM78 187H79V186H78ZM82 187H79V188H82ZM85 187L87 188L88 186L85 185ZM85 187H84V188H85ZM89 187H91V186H89ZM89 187H88V189H89ZM96 187L98 188V186H96ZM96 187H95V188H96ZM99 187H101V186H99ZM104 187H105V185H104ZM113 187H114V186H113ZM117 187H118V186H117ZM117 187H116V189H117ZM119 187H120V186H119ZM119 187H118V188H119ZM121 187H122V185H121ZM121 187H120V188H121ZM127 187H128V186H127ZM130 187H131V186H130ZM130 187H129V190H128L129 192H130V190H131ZM143 187H144V186H143ZM148 187H149V186H148ZM5 188H7V187H4V190L6 191ZM13 188H15V187H13ZM28 188H29V187H28ZM51 188H52V187H51ZM54 188H55V187H54ZM57 188L59 189V187H57ZM57 188H56V189H57ZM64 188H66L65 185H64ZM101 188L104 189L103 187H101ZM108 188H109V187H107V190H108ZM122 188H123V187H122ZM8 189H9V188H8ZM11 189H12V188H11ZM30 189H31V188H30ZM45 189H46V188H45ZM48 189H50V186H49ZM58 189H57V190H58ZM62 189H63V188H62ZM67 189H68V188H67ZM70 189H71V188H70ZM70 189H69V190H70ZM77 189H78V188H77ZM88 189H87V190H88ZM102 189H101V190H102ZM125 189H126V188H125ZM144 189H145V187H144ZM159 189H161V188H159ZM13 190H15V189H13ZM17 190H18V191H19V190L22 191L23 189H21V187H20V189L17 188ZM24 190H26V189L24 188ZM35 190H36V188L34 189V191H35ZM37 190H38V189H37ZM37 190H36V191H37ZM43 190H44V189H43ZM50 190H51V189H50ZM69 190H68V191H69ZM107 190L102 191V193L104 192V193L106 194V191H107ZM111 190H112V189H111ZM126 190H127V189H126ZM132 190H134V189H132ZM140 190H141V189H140ZM39 191H40V190H39ZM39 191H37V192H39ZM51 191H52V190H51ZM53 191H56V190L54 189ZM60 191H61V190H60ZM60 191H59V192H60ZM63 191L66 193L65 190H62L61 193H62ZM68 191H67V192H68ZM85 191H86V189H85ZM90 191H91V190H90ZM122 191H123V190H122ZM122 191H121V192H122ZM136 191H137V188H136ZM136 191H135V193H136ZM142 191H143V189H142ZM25 192H26V191H25ZM27 192H28V191H27ZM37 192H36V194H37ZM42 192H43V191H42ZM74 192H76V194H78L79 191L77 192V191L74 190ZM123 192H124V191H123ZM126 192H127V191H126ZM144 192H145V191H144ZM17 193H18V192H17ZM19 193H20V191H19ZM32 193H33V192H32ZM46 193H47V191H46ZM50 193H51V192H50ZM50 193H48V194H50ZM52 193H53V192H52ZM52 193H51V194H52ZM56 193H58V191L54 192V194H56ZM61 193H59L58 195H61ZM104 193H103L102 195H105ZM107 193H108V192H107ZM110 193H111V192H110ZM110 193H109V195H110ZM119 193H120V192H119ZM137 193H138V195H139V192H137ZM141 193H142V192H140V194H141ZM145 193H146V192H145ZM158 193H159V192H158ZM0 194H1V193H0ZM9 194H10V193H9ZM11 194H12V193H11ZM14 194H15V193H14ZM28 194H29V193H28ZM40 194H41V193H40ZM63 194H64V193H63ZM76 194H75V196H76ZM91 194H92V193H91ZM91 194H90V195H91ZM126 194H127V193H126ZM142 194H143V193H142ZM148 194H149V193H148ZM20 195H21V193H20ZM26 195H27V194H26ZM38 195H39V194H38ZM45 195H46V194H45ZM58 195H57V196H58ZM64 195H65V194H64ZM85 195H87V194H85ZM93 195H94V194H93ZM115 195H116V194H115ZM115 195H114V196H115ZM117 195H119V194H117ZM127 195H128V194H127ZM134 195H136V194H134ZM150 195H151V194H150ZM152 195H153V194H152ZM7 196H8V195H7ZM32 196H33V195H32ZM34 196H35V193H34ZM36 196H37V195H36ZM49 196L51 197V196H53V194H52V195H49ZM55 196H56V195H55ZM65 196H66V195H65ZM80 196H81V195H80ZM120 196H121V195H120ZM157 196H158V195H157ZM184 196H186V195H184ZM14 197H15V195H14ZM19 197H20V196H19ZM22 197H23V196H22ZM29 197H31V195H29ZM29 197H28V198H29ZM53 197H54V196H53ZM53 197H52V198H53ZM63 197H64V196H63ZM86 197H87V196H86ZM88 197H89V195H88ZM98 197H99V196H98ZM98 197H97V199H99ZM125 197H127V196H125ZM131 197H132V195H131ZM131 197H129V198L127 197V198H128L129 200H131ZM134 197H135V196H134ZM137 197L140 198L141 196H140V197L137 196ZM149 197H150V196H149ZM151 197H152V196H151ZM159 197H160V196H159ZM54 198H55V197H54ZM54 198H53V199H54ZM60 198H62V197L60 196ZM68 198H69V197H68ZM70 198H71V197H70ZM72 198L74 199V193H73V197H72ZM77 198H78V197H77ZM102 198H103V197H102ZM102 198H101V199H102ZM108 198H109V196H108ZM120 198H121V197H120ZM138 198H137V199H138ZM154 198H155V197H154ZM157 198H158V197H157ZM9 199H10V198H9ZM15 199H18V198H15ZM22 199H23V198H22ZM25 199H26V198H25ZM25 199H24V200H25ZM32 199H33L32 201H34L35 197H33ZM64 199L66 200L65 197L63 198V200H64ZM88 199H89V198H88ZM101 199H100V200H101ZM104 199H105V197H104ZM106 199H107V198H106ZM117 199H118V198H117ZM137 199H136V200H137ZM151 199H152V198H151ZM151 199H150V200H151ZM27 200H28V199H27ZM27 200H26V201H27ZM29 200H30V199H29ZM63 200H62V201H63ZM83 200H84V199H83ZM83 200H82V201H83ZM112 200H114V198H113ZM129 200H128V201H129ZM134 200H135V199L133 198V201H134ZM150 200H148V202H149ZM157 200H158V199H157ZM157 200H156V201H157ZM180 200H182V199H179V204L182 205L183 203H180ZM10 201H11V200H10ZM10 201H9V204H8L7 202H6V203H7L8 205H10ZM12 201H14L13 198H12ZM15 201H16V200H15ZM17 201H18V200H17ZM22 201H23V200H22ZM26 201H25V202H26ZM30 201H31V200H30ZM30 201H29V202H30ZM32 201H31L30 203H32ZM40 201H43V200L41 199ZM45 201H46V200H45ZM53 201H54V200H53ZM53 201H52V202H53ZM55 201H56V200H55ZM55 201H54V203H55ZM57 201L60 202V200H58V199H57ZM131 201H132V200H131ZM140 201L142 202L141 198H140ZM185 201H186V199H185ZM188 201H189V200H188ZM213 201H214V200H213ZM29 202H28V203H29ZM34 202H35V201H34ZM66 202H67V200H66ZM66 202H64V203H66ZM70 202H71V199H70ZM72 202L74 203V201H72ZM83 202H84V201H83ZM97 202H99V201L97 200ZM138 202H139V201H138ZM141 202H140V204H141ZM144 202H145V200L143 201V203H144ZM209 202H210V201H209ZM19 203H23V202H19ZM46 203H47V202H46ZM49 203H50V202H49ZM76 203H77V202H75L74 204H76ZM78 203H79V202H78ZM116 203H117V202H116ZM116 203H115V204H116ZM130 203H132V202H130ZM130 203H128V204H130ZM145 203H147V202H145ZM186 203H187V202H186ZM15 204H16V203H15ZM50 204H51V203H50ZM50 204H48V205L45 204V205H46V206H49ZM71 204H72V203H69V206H71ZM79 204H80V203H79ZM87 204H88V202H87ZM87 204L84 205V209H85V206H86V207L88 206ZM97 204H98V203H97ZM99 204H100V203H99ZM104 204H105V203H104ZM121 204H122V203H120V205H121ZM137 204H139V203H137ZM187 204H188V203H187ZM189 204H190V203H189ZM21 205H22V204H20L19 207H20ZM30 205L32 206V204H30ZM51 205H52V204H51ZM54 205H56V204H54ZM60 205H61V204H59L58 206H60ZM63 205H64V204H63ZM100 205H101V204H100ZM100 205H99V206H100ZM102 205H103V203H102ZM126 205H127V204H126ZM131 205H132V204H131ZM134 205H136V204H134ZM134 205H133V206H134ZM191 205H192V204H191ZM10 206H11V205H10ZM26 206H27V205H26ZM39 206H40V205H39ZM58 206H57V209L59 208ZM65 206H66V205H65ZM80 206H81V207L78 206V209H79V208H82V205H80ZM93 206H94V205H93ZM96 206H97V205H96ZM110 206H111V205H109L108 208H110ZM133 206H132V207H133ZM136 206H137V205H136ZM188 206H190V205H188ZM8 207H9V206H8ZM16 207H17V206H16ZM19 207H18V208H19ZM23 207H24V206H23ZM42 207H43V206H42ZM50 207H51V206H50ZM54 207H55V206H54ZM88 207H89V206H88ZM102 207H103V206H102ZM124 207H125V206H124ZM129 207H130V205H129ZM178 207H179V206H178ZM178 207H177V208H178ZM190 207H191V206H190ZM194 207H195V206H194ZM196 207H197V206H196ZM259 207H260V206H258V209H259ZM10 208H11V207H9V209H10ZM45 208H46V207H45ZM62 208H63V206H62ZM64 208H66V207H64ZM71 208H72V207H71ZM76 208H77V207H76ZM104 208H105V207H104ZM119 208H120V207H119ZM172 208H173V207H172ZM179 208H180V207H179ZM179 208H178L177 210H180ZM231 208H232V207H231ZM255 208H256V207H255ZM5 209H6V208H5ZM20 209H21V207H20ZM68 209L70 210V208H68ZM72 209H73V208H72ZM78 209H77V210H78ZM90 209H91V208H90ZM115 209H116V208H115ZM132 209H133V208H131L130 211H131ZM189 209H190V208H189ZM25 210H26V209H25ZM39 210H40V209H39ZM42 210H44V209H42ZM62 210H63V209H62ZM94 210H96V207H95V209H93V211H94ZM98 210H99V209H98ZM98 210H97V211H98ZM177 210H176V211H177ZM190 210H192V209H190ZM194 210H195V211H194ZM194 210H193V211L196 212V209H194ZM255 210H257V209H255ZM19 211H20V210H19ZM44 211H45V210H44ZM73 211H74V210H73ZM75 211H76V210H75ZM87 211H88V210H87ZM106 211H107V210H106ZM113 211H114V210H113ZM113 211H112V212H113ZM130 211H129V212H130ZM172 211H173V210H172ZM176 211H175V212H176ZM186 211H187V210H186ZM186 211H185V213H187ZM247 211H248V210H247ZM251 211H253V210H251ZM251 211H250V212H251ZM258 211H259V210H258ZM9 212H10V210H9ZM9 212H8V213H9ZM11 212H12V211H11ZM11 212H10V213H11ZM22 212H24V211H22ZM41 212H42V211H41ZM41 212H40V213H41ZM48 212H49V211H48ZM58 212H59V211H58ZM58 212H57V213H58ZM60 212H61V210H60ZM62 212H63V211H62ZM64 212H66V210H65ZM67 212H68V211H67ZM70 212H71V211H70ZM82 212H83V211H82ZM91 212H92V211H91ZM91 212H90V213H91ZM107 212H108V211H107ZM112 212H111V213H112ZM175 212H174V213H175ZM177 212H178V211H177ZM177 212H176V213H177ZM180 212H181V210H180ZM183 212H184V211H183ZM189 212H190V211H189ZM244 212H245V211H244ZM253 212H254V211H253ZM42 213H43V212H42ZM72 213H73V212H72ZM72 213H71V214H72ZM80 213H81V212H80ZM92 213H93V212H92ZM115 213H117V212H114V214H115ZM125 213H128V212H126V210H125ZM168 213H169V212H168ZM176 213H175V214H176ZM178 213H179V212H178ZM178 213H177V214H178ZM190 213H191V212H190ZM202 213H203V212H202ZM205 213H206V211H205ZM257 213H258V212H257ZM12 214H13V213H12ZM15 214H16V213H15ZM15 214H14V215H15ZM18 214H20V213H18ZM46 214H47V213H46ZM51 214H54V212L52 211ZM67 214H70V213H67ZM88 214H89V213H88ZM120 214H122V212H121ZM183 214H184V213H183ZM183 214H182V215H183ZM193 214H194V213H193ZM196 214H197V213H196ZM198 214H199V213H198ZM200 214H201V213H200ZM200 214H199V215H200ZM247 214H248V213H247ZM252 214H253V213H252ZM252 214H251V215H252ZM255 214H256V213H255ZM9 215H10V214H9ZM9 215H8V216H9ZM14 215H12V216H14ZM58 215H59V214H58ZM58 215H56V216H58ZM94 215H95V213H94ZM94 215L91 214V215H89V216L92 217V216H94ZM115 215H116V214H115ZM115 215H114V217H115ZM182 215H181V216H182ZM187 215H188V214H187ZM190 215H191V214H190ZM199 215H198V216H199ZM204 215H205V214H204ZM235 215H236V214H235ZM243 215H244V214H243ZM259 215H260V214H259ZM8 216H6V217H8ZM53 216H54V215H53ZM116 216H117V215H116ZM119 216H123V215H119ZM119 216H118V218H119ZM166 216H168V214H166ZM166 216H164V217L166 218ZM178 216H179V215H178ZM196 216H197V215H196ZM198 216H197V217H198ZM200 216H202V215H200ZM212 216H213V214H212ZM215 216H216V215H214V217H215ZM244 216H245V215H244ZM261 216H264V215H261ZM6 217H5V218H6ZM9 217H11V215H10ZM37 217H38V216H37ZM43 217H44V215H43ZM54 217H55V216H54ZM54 217H53V218H54ZM72 217H73V216H72ZM83 217H84V213H83ZM83 217H82V218H83ZM125 217H126V216H125ZM136 217H137V216H136ZM139 217H140V216H138V218H139ZM172 217H173V216H171V219H172ZM176 217H177V216H176ZM183 217H184V216H183ZM187 217H188V216H187ZM190 217L192 218V215H191ZM190 217H189V218H190ZM232 217H234V216L232 215ZM240 217L242 218V216H240ZM15 218H16V217H15ZM19 218H20V216H19ZM50 218H51V217H50ZM53 218H52V219H53ZM82 218H81V219H82ZM111 218H113V217H111ZM111 218H110V219H111ZM122 218H123V217H122ZM126 218H127V217H126ZM142 218H145V217L142 216ZM181 218H182V217H181ZM194 218H195V217H194ZM194 218H193V219H194ZM215 218H217V216H216ZM219 218H220V217H219ZM241 218H240V219H241ZM244 218H246V217H244ZM248 218H249V217H248ZM250 218H251V217H250ZM8 219H9V218H8ZM8 219H7V221H8ZM39 219H40V220H44V219H41V215H40V218H39ZM39 219H38V220H39ZM57 219H58V218H57ZM70 219H71V218H70ZM89 219H90V218H89ZM92 219H94V218H92ZM92 219H90V220H92ZM120 219H121V218H120ZM124 219H125V218H124ZM124 219H122V220H124ZM136 219H137V218H136ZM140 219H141V217H140ZM148 219H149V218H148ZM169 219H170V217H169ZM169 219H168V221H169ZM173 219H174V217H173ZM175 219H176V218H175ZM178 219H179V218H177V220H178ZM185 219H186V218H185ZM198 219H201V218L198 217ZM210 219H211V222H213L212 220H213L214 218H213V219L210 218ZM232 219H233V218H232ZM242 219H243V218H242ZM246 219H247V218H246ZM5 220H6V219H4V221H5ZM17 220H19V219H17ZM50 220H51V219H50ZM50 220H49V218H48V221H50ZM55 220H56V218H55ZM73 220H75V219L73 218ZM85 220H86V219H85ZM107 220H108V219H106V221H107ZM129 220H130V219H129ZM129 220H128V221H129ZM131 220H132V219H131ZM131 220H130V221H131ZM141 220H142V219H141ZM145 220H146V219H145ZM150 220H151V219H150ZM152 220H153V218H152ZM181 220H182V219H181ZM190 220H191V219H190ZM190 220H188V221H190ZM201 220H202V219H201ZM207 220H208V219H207ZM248 220H249V219H248ZM20 221H21V220H20ZM44 221H45V220H44ZM53 221H54V220H53ZM96 221H97V220H96ZM96 221H95V222H96ZM109 221H110V220H109ZM130 221H129V222H130ZM135 221H137V220H135ZM138 221H140V220H138ZM146 221H147V220H146ZM146 221H145V224H146ZM154 221H155V220H154ZM154 221H151V222L153 223ZM179 221H180V220H179ZM186 221H187V220H186ZM217 221H218V220H216V222H217ZM241 221H243V220H241ZM245 221H246V220H245ZM245 221H244V222H245ZM5 222H6V221H5ZM8 222H9V221H8ZM88 222H89V220H88ZM147 222H148V224L151 223V222H149V221H147ZM156 222H158V221H156ZM171 222H172V221H171ZM176 222H178V221H176ZM194 222H195V221H194ZM194 222H193V224H194ZM207 222H208V221H207ZM214 222H215V221H214ZM218 222H219V221H218ZM218 222H217V225L219 224ZM225 222H226V221H224L223 223L226 224L227 222H226V223H225ZM239 222H240V221H239ZM246 222H247V221H246ZM10 223H11V222H10ZM10 223H9V224H10ZM13 223H14V222H13ZM24 223H25V222H24ZM47 223L49 224V222H47ZM57 223H58V222H57ZM80 223H81V220H80ZM96 223H97V222H96ZM98 223H99V222H98ZM106 223H107V222H106ZM118 223H119V222H118ZM118 223H117V224H118ZM178 223L180 224L181 222H178ZM204 223H205V222H204ZM221 223H222V221H221ZM229 223H230V221H229ZM229 223H227V225H228ZM236 223H238V222H236ZM249 223L251 224V222L248 221L247 224H249ZM11 224H12V223H11ZM11 224H10V225H11ZM16 224H17V223H16ZM48 224H46L47 227H48ZM59 224H60V223H59ZM59 224H58V225H59ZM71 224H73V223H71ZM84 224H85V223L83 222V224H82L83 227H84ZM90 224H92V223H90ZM107 224H108V223H107ZM107 224H105V225H107ZM117 224H115V225H117ZM120 224H121V222H120ZM128 224H129V223H128ZM128 224H127V225H128ZM130 224H133L132 221H131ZM130 224H129V226H130ZM136 224L139 225V222H138V223L136 222ZM153 224H154V223H153ZM155 224H156V223H155ZM170 224H171V223H170ZM182 224H183V223H182ZM186 224H187V223H186ZM191 224H192V223H191ZM201 224H202V222H201ZM205 224H206V223H205ZM207 224H208V227H210V226H209V223H207ZM230 224H231V223H230ZM233 224H235V223L233 222ZM240 224H241V223H240ZM244 224H246V223H244ZM247 224H246V225H247ZM250 224H249V225H250ZM255 224H256V222H255ZM257 224H258V223H257ZM50 225H51V223H50ZM62 225H63V224H62ZM77 225H78V224H77ZM124 225H125V224H124ZM124 225H123V226H124ZM149 225H150V224H149ZM172 225H173V224H172ZM177 225H178V224H177ZM212 225H213V224H212ZM222 225H223V224H222ZM249 225H248V226H249ZM259 225H260V224H259ZM55 226H56V225H55ZM63 226H64V225H63ZM89 226H90V225H89ZM92 226H93V225H92ZM94 226H95V225H94ZM94 226H93V227H94ZM96 226H97V225H96ZM132 226H133V225H132ZM143 226H144V223H143ZM143 226H142V228H143ZM151 226H152V225H150V227H151ZM194 226H195V225H194ZM202 226H203V225H202ZM219 226H220V225H219ZM224 226H225V225H223V227H224ZM231 226H234V225H231ZM244 226H245V225H244ZM256 226H257V225H256ZM256 226H255V227H256ZM1 227H3V224H2ZM8 227H10V226H8ZM52 227H53V226H52ZM59 227H60V225H59ZM77 227H78V226H77ZM77 227H76V228H77ZM111 227H112V226H111ZM119 227H120V225H119ZM140 227H141V226H140ZM147 227H148V226H147ZM153 227H154V226H153ZM153 227H152V228H153ZM213 227H214V226H213ZM215 227H216V226H215ZM215 227H214V228H215ZM221 227H222V226H221ZM227 227H228V226H227ZM242 227H243V224H242ZM259 227H260V226H259ZM259 227H258V228H259ZM42 228H43V227H42ZM55 228H56V227H55ZM63 228H65V226H64ZM81 228H82V227H81ZM100 228H101V227H100ZM104 228H105V227H104ZM126 228H127V227H126ZM144 228H145V227H144ZM152 228H151V229H152ZM196 228H198V227H196ZM196 228H195V229H196ZM204 228H206V227H204ZM214 228H213V229H214ZM232 228H233V227H232ZM237 228H238V227H237ZM14 229H15V228H14ZM14 229H12V227H11V230H14ZM17 229L19 230V227H18ZM17 229H16V230H17ZM52 229H53V228H52ZM66 229H68V228H66ZM69 229H71V230H70V233H71L72 228H69ZM73 229H74V228H73ZM77 229H78V228H77ZM88 229H89V228H88ZM115 229H116V228H115ZM123 229H124V228H123ZM139 229H140V228H139ZM147 229H148V228H147ZM174 229H175V227H174ZM198 229H200V228H198ZM207 229L209 230L210 228H207ZM220 229H221V228H220ZM222 229H226V228H222ZM228 229H229V227H228ZM228 229H226L227 231H226V230H223L225 233L227 232L226 237L229 235V234H228V231H229ZM230 229H231V228H230ZM235 229H236V228H235ZM18 230H17V231H18ZM53 230H54V229H53ZM80 230H82V229H80ZM98 230H99V229H98ZM127 230L129 231V229H127ZM136 230H137V229H136ZM136 230H134V231H136ZM143 230H145V229H143ZM183 230H184V229H183ZM203 230H204V229H203ZM205 230H206V229H205ZM211 230H212V227H211ZM252 230H253V229H252ZM256 230H257V229H256ZM258 230L260 231V229H258ZM262 230H264V229H262ZM1 231H2V230H1ZM1 231H0V232H1ZM65 231H66V230H64V232H65ZM74 231H76V230L74 229ZM77 231H78V230H77ZM103 231H104V229H103ZM114 231H115V230H114ZM201 231H202V230H201ZM209 231H210V230H209ZM212 231H213V230H212ZM214 231H218V230H216V228H215ZM230 231H231V230H230ZM238 231H239V229H238ZM15 232H16V231H15ZM23 232H24V231H23ZM79 232H80V231H79ZM88 232H89V231H88ZM112 232H113V231H112ZM112 232H111V233H112ZM131 232H133V230H132ZM140 232H142V229H140ZM198 232H199V231H198ZM231 232H232V231H231ZM231 232H230V234H231V236H232L233 234H232ZM236 232H237V230H236ZM236 232H235V233H236ZM241 232H242V231H241ZM1 233H2V232H1ZM11 233H12V232H11ZM65 233H67V231H66ZM65 233H64V234H65ZM75 233H76V232H75ZM75 233H74V234H75ZM77 233H78V232H77ZM84 233H86V232H84ZM101 233H102V232H101ZM115 233H116V232H115ZM121 233H122V232H121ZM145 233H146V232H145ZM193 233H196L195 235H197V232H193ZM202 233H203V232H202ZM202 233H201V234H202ZM206 233H208V231H207ZM210 233H211V231L209 232V234H210ZM213 233L215 234V232H213ZM220 233H221V232H220ZM262 233H264V232H262ZM15 234H16V233H15ZM15 234H13V235H15ZM44 234H45V232L43 233V235H44ZM61 234H63V233L61 232ZM67 234H69V233H67ZM72 234H73V233H72ZM82 234H83V233H82ZM142 234H144V233H142ZM149 234H151V232H150ZM149 234H148V235H149ZM186 234H187V233H186ZM201 234H200V235H201ZM211 234H212V233H211ZM214 234H213V235H214ZM239 234H241V233H239ZM251 234H252V232H251ZM255 234H256V233H255ZM255 234H254V235H255ZM17 235H18V234H17ZM28 235H29V234H28ZM30 235H32V234H30ZM33 235H34V234H33ZM49 235H50V234H49ZM84 235H85V234H84ZM129 235H130V234H129ZM144 235H145V234H144ZM174 235H175V232H174ZM198 235H199V234H198ZM200 235H199V236H200ZM203 235H204V233H203ZM207 235H208V234H207ZM216 235H217V233H216ZM216 235H215V236H216ZM252 235H253V234H252ZM8 236H9V235H8ZM15 236H16V235H15ZM35 236H36V235H35ZM35 236H34V237H35ZM47 236H48V234H47ZM53 236H54V234H53ZM56 236H57V235H56ZM56 236H55V237H56ZM74 236H75V235H73V237H74ZM85 236H87V235H85ZM118 236H119V235H118ZM152 236H154V235H152ZM175 236H176V235H175ZM177 236H178V235H177ZM188 236H189V235H188ZM193 236H194V235H193ZM199 236H198V237H199ZM218 236H219V235H218ZM233 236H234V235H233ZM236 236H237V235H236ZM250 236H251V235H250ZM255 236H256V235H255ZM255 236H254V237H255ZM32 237H33V236H32ZM34 237H33V238H34ZM43 237H44V236H43ZM87 237H88V236H87ZM100 237H101V236H100ZM100 237H99V238H100ZM142 237H144V236L142 235ZM150 237H151V236H150ZM186 237H187V236H186ZM189 237H190V236H189ZM205 237H206V238H205ZM210 237H211V236H210ZM220 237H221V236L218 237V240L220 239ZM246 237H247V236H246ZM258 237H259V235H257V238H258ZM260 237H261V236H260ZM262 237H264V236H262ZM262 237H261V238H262ZM0 238H1V234H0ZM53 238H54V237H53ZM85 238H86V237H85ZM112 238H113V237H112ZM176 238H177V237H176ZM183 238H184V237H183ZM190 238H191V237H190ZM195 238H196V237H195ZM204 238L207 239L206 234H205ZM204 238H203V241H205ZM212 238H213V237H212ZM215 238H216V237H215ZM221 238L223 239L224 237L222 236ZM238 238H239V236H238ZM248 238H250V237H248ZM248 238H247L246 240H248ZM251 238H252V241H253L254 238H253V237H251ZM257 238H255V239L257 240ZM2 239H3V238H2ZM2 239H1V240H2ZM7 239H8V238H6V240H7ZM19 239H20V238H19ZM19 239H18V240H19ZM21 239H22V238H21ZM76 239H77V238H76ZM81 239H82V238H81ZM89 239H90V238H89ZM127 239H129V238L127 237ZM178 239H179V237H178ZM180 239H181V238H180ZM184 239H185V238H184ZM197 239H198V238H197ZM209 239H210V238L207 239V240H208V243H209L208 245L211 246V244H212L214 241H216V240L214 239V241H213L212 243H210L211 241L209 242ZM216 239H217V238H216ZM222 239H221V240H222ZM1 240H0V241H1ZM4 240H5V239H4ZM12 240H13V239H12ZM14 240H15V239H14ZM18 240H17V241H18ZM48 240H50V239H48ZM122 240H123V239H122ZM133 240H134V239H133ZM133 240H132V241H133ZM136 240H137V239H136ZM136 240H135V243L137 242V245H140L141 247L144 246V245H141V244H140L138 241H136ZM152 240H153V238H152ZM155 240H156V238H155ZM166 240H167V239H166ZM166 240H165V241H166ZM189 240H190V239H189ZM201 240H202V239H201ZM210 240H211V239H210ZM212 240H213V239H212ZM233 240H234V239H233ZM258 240H259V242H260V240H261V242L264 243V241H262V239H259V238H258ZM15 241H16V240H15ZM17 241H16V242H17ZM59 241H60V239H59ZM73 241H74V240H73ZM85 241H87V239H86ZM113 241H114V240H113ZM115 241H116V240H115ZM126 241H127V240H126ZM139 241H140V240H139ZM160 241H161V240H160ZM162 241H164V240H162ZM165 241H164V242H165ZM177 241H178V240H177ZM182 241H184V240L182 239ZM191 241H192V240H191ZM191 241H190V244H189L190 246L193 245V244H191ZM194 241H195V240H194ZM194 241H193V242H194ZM197 241H198V240H197ZM199 241H200V240H199ZM203 241H200V242H203ZM225 241H226V240H225ZM225 241H224V242H225ZM236 241H237V240H236ZM236 241H235V242H236ZM239 241H240V238H239ZM239 241H238V242H239ZM18 242L20 243L21 241H18ZM48 242H49V241H48ZM64 242H65V241H64ZM78 242H79V241H78ZM82 242H83V239H82ZM93 242H94V241H93ZM155 242H156V241H155ZM158 242H159V241H158ZM171 242H172V241H171ZM195 242H196V241H195ZM200 242H196V244H197V243H200ZM218 242H219V241H218ZM226 242H227V241H226ZM238 242H236L237 244L234 243V244L236 245V247H234L235 245H234V246H231V247L237 249V248H238L237 246H238V244L240 243V242H239V243H238ZM69 243H70V242H69ZM72 243H73V242H72ZM79 243H80V242H79ZM94 243H95V242H94ZM116 243H117V242H116ZM121 243H122V241H121L120 243L118 242V244L120 245V247H121V245H123V244H121ZM124 243H125V242H124ZM126 243H129V242L127 241ZM131 243H132V242H131ZM131 243H129V244H131ZM135 243H134V244H135ZM138 243H139V244H138ZM148 243H149V242H148ZM150 243H151V241H150ZM166 243H167V242H166ZM169 243H170V241H168V244H169ZM172 243H173V244L176 243V245H177V242H175V240H174ZM183 243H185V242H183ZM187 243H189V242H187ZM187 243H186V245L188 246ZM205 243H207V242H205ZM216 243H217V242H216ZM249 243H252V242H249V241H248V244H249ZM17 244H18V243H17ZM21 244H22V243H21ZM82 244H83V243H82ZM96 244H97V243H96ZM108 244H109V242H108ZM129 244H128V245L126 244V245H127L128 247H130ZM146 244H147V243H146ZM151 244H152V243H151ZM161 244H162V243H161ZM161 244H160V245L158 244V245L160 246V248H162ZM164 244H165V243H164ZM222 244H223V243H222ZM245 244H246V243H245ZM248 244H247V245H248ZM254 244H255V243H254ZM257 244H258V243H257ZM7 245H8V244H7ZM19 245H20V244H19ZM68 245H71V244H68ZM74 245H75V244H74ZM79 245H80V244H79ZM114 245H116V244H114ZM131 245H132V244H131ZM147 245H148V244H147ZM155 245H156V244H155ZM171 245H172V244H171ZM176 245L174 246L175 248H176ZM197 245L201 246L200 244H197ZM197 245H196V246H197ZM202 245H204V244H202ZM205 245H206V244H205ZM217 245H218V244H217ZM225 245L227 246L228 244L225 243ZM225 245H223V246L226 247ZM230 245H231V244H230ZM232 245H233V244H232ZM240 245H241V243H240ZM260 245H262V244L260 243ZM1 246H2V245H1ZM16 246H17V245H16ZM72 246H73V245H72ZM72 246H71V247H72ZM84 246H85V243H84ZM127 246H126V248H127ZM132 246H133V245H132ZM178 246H179V245H178ZM183 246H184V245H183ZM183 246H182L181 248H184ZM196 246H195V245H194L193 247L191 246V250H190V249H189V250L192 251V249L195 248L194 251H196ZM71 247H70V248H71ZM151 247H152V246H151ZM151 247H150V248H151ZM156 247H157V246H156ZM170 247H171V246H170ZM172 247H173V245H172ZM197 247H198V246H197ZM211 247H212V246H211ZM227 247L230 248V249H233V248L229 247V245H228ZM227 247H226V248H227ZM240 247H241V246H240ZM257 247H258V246H257ZM261 247H262V246H261ZM67 248H68V247H67ZM67 248H66V249H67ZM70 248H69V249H70ZM76 248H77V247H76ZM82 248H84V247H82ZM82 248H81V249H82ZM101 248L103 249V247H101ZM113 248L115 249L114 246H113ZM135 248H136V247H135ZM143 248H148V247H143ZM164 248L166 249V245L164 246ZM164 248H163V249H164ZM178 248H180V246H179ZM178 248H177V250H178ZM188 248H190V247H188ZM241 248H242V247H241ZM244 248H245V247H244ZM255 248H256V247H255ZM255 248H254V249H255ZM258 248H259V247H258ZM66 249H65V250H66ZM69 249H68V250H69ZM81 249H80V250L77 249V251H78V250L81 251ZM89 249H90V248H89ZM99 249H100V248H99ZM133 249H134V248H133ZM133 249H132V250H133ZM138 249H139V248H138ZM152 249H153V248H152ZM152 249H150V250H152ZM205 249H206V248H205ZM259 249H260V248H259ZM261 249H262V248H261ZM68 250H67V251H68ZM106 250H107V249H106ZM118 250H119V249H118ZM118 250H116V251H118ZM120 250H121V248H120ZM120 250H119V251H120ZM124 250H125V248H124ZM127 250H128V248H127ZM141 250H142V248H141ZM168 250H169V247H168ZM197 250H199V248H197ZM213 250H215V249H213ZM213 250H211V251H213ZM248 250H250V249H248ZM251 250H252V249H251ZM255 250H256V249H255ZM19 251H20V250H19ZM23 251H24V249H23ZM48 251H49V250H48ZM62 251H63V250H62ZM62 251H61V252H62ZM70 251H72V250H70ZM70 251H68V253H70ZM73 251H74V250H73ZM129 251H130V250H128V252H129ZM147 251L150 252L149 250H147ZM152 251H153V250H152ZM160 251H161V250H160ZM164 251H165V250H164ZM164 251H162V253H163ZM186 251H188V249H187ZM190 251H189V253H190ZM201 251H202V250H201ZM233 251H234V249H233ZM240 251H241V250H240ZM21 252H22V250H21ZM21 252H20V253H21ZM33 252H35V251H33ZM37 252H38V251H37ZM37 252H36L35 254H37ZM82 252H84V250H83ZM87 252H88V251H87ZM89 252H90V251H89ZM97 252H98V251H97ZM122 252H123V251H122ZM124 252H125V251H124ZM132 252H133V251H132ZM134 252H135V251H134ZM138 252H139V251H138ZM166 252H167V254H168V251H165L164 254H165ZM169 252H170V251H169ZM181 252H182V249H181ZM215 252H217V251H215ZM220 252H222V251H220ZM223 252H224V251H223ZM244 252H245V251H244ZM7 253H8V252H7ZM27 253H28V252H27ZM65 253H66V252H65ZM98 253H100V252H98ZM140 253H141V252H140ZM146 253H147V252H146ZM156 253H157V252H156ZM162 253L160 252V254H159V253H158V254H159V255H162ZM183 253H186V252H182V253L180 254V256H181ZM197 253H198V252H197ZM213 253H214V252H213ZM235 253H236V252H235ZM258 253H259V250H258ZM39 254H41V253L39 252ZM55 254H56V253H55ZM57 254H58V253H57ZM66 254H67V253H66ZM79 254H80V253H79ZM79 254H78V255H79ZM83 254H84V253H83ZM90 254H91V253H90ZM92 254H93V253H92ZM108 254H109V253H108ZM112 254H113V253H112ZM112 254H111V255H112ZM116 254H117V253H116ZM116 254H114V255H116ZM120 254H121V252H120ZM120 254H118V255H120ZM124 254H125V253H124ZM124 254L122 253V255H124ZM144 254H145V253H144ZM150 254H151V253H150ZM164 254H163V255H164ZM167 254H166V255H167ZM174 254H175V253H174ZM176 254H177V253H176ZM186 254H187V253H186ZM203 254H204V253H203ZM210 254H211V253H210ZM215 254H216V253H215ZM223 254H224V253H223ZM249 254H250V253H249ZM251 254H252V253H251ZM256 254H257V253H256ZM262 254H264V253H261V254H259V255H261V257L264 258V256H262ZM37 255H38V254H37ZM63 255H64V254H63ZM75 255H76V254H75ZM75 255H74V256H75ZM126 255H128V253H127ZM137 255H138V254H137ZM155 255H156V254H155ZM163 255H162V256H163ZM166 255H165V256H166ZM183 255H184V254H183ZM187 255H188V254H187ZM187 255H186V256H187ZM190 255H191V254H190ZM211 255H213V254H211ZM233 255H234V254H233ZM245 255H246V254H245ZM44 256H45V255H44ZM46 256H47V255H46ZM54 256H55V255H54ZM54 256H53V257H54ZM58 256H59V254H58ZM64 256H65V255H64ZM92 256H93V255H92ZM96 256H97V255H96ZM96 256H95V257H96ZM108 256H109V255H108ZM150 256H151V255H150ZM150 256L147 255L146 257H150ZM153 256H154V255H153ZM172 256H173V254H172ZM177 256H178V254H177ZM180 256H179V257H180ZM186 256H184V257H186ZM188 256H189V255H188ZM188 256H187V258L190 257V256H189V257H188ZM191 256H192V255H191ZM196 256H197V255H196ZM206 256H207V255H206ZM215 256H216V255H215ZM215 256H214V257H215ZM218 256H219V255H218ZM221 256H222V255H221ZM221 256H219V257H221ZM224 256H225V255H224ZM247 256H248V255H247ZM247 256H246V257H247ZM249 256H250V255H249ZM251 256H252V255H251ZM253 256H254V254H253ZM257 256H258V254H257ZM19 257H20V256H19ZM23 257H24V256H23ZM23 257H20V258H23ZM70 257H71V256H70ZM86 257L89 259L88 256H86ZM123 257H124V256H123ZM126 257H128V259H129V255L126 256ZM156 257H157V256H156ZM160 257H161V256H160ZM160 257H159V259H160ZM167 257H168V256H167ZM192 257H193V256H192ZM199 257H200V256H199ZM211 257H212V256H211ZM255 257H256V256H254V258H255ZM20 258H19V259H20ZM67 258H68V257H67ZM67 258H66V259H67ZM72 258H73V257H72ZM98 258H99V257H98ZM130 258H134L133 260L136 261V259H135L136 257H130ZM143 258H144V255H143ZM152 258H153V257H152ZM162 258H163V257H162ZM165 258H166V257H165ZM175 258H176V256H174L173 260H174ZM190 258H191V257H190ZM197 258H198V257H197ZM206 258H208V257H206ZM238 258H239V257H238ZM241 258H242V257H241ZM241 258H240V260H242ZM24 259H25V258H24ZM37 259H38V258H37ZM81 259H83V258H81ZM85 259H86V258H84V260H85ZM93 259H94V258H93ZM116 259H117V257H116ZM118 259H119V258H118ZM138 259L141 260V256H140V258L138 257ZM159 259H158V260H159ZM181 259H182V258H181ZM184 259L186 260V258H184ZM184 259H182V260H184ZM198 259H200V258H198ZM201 259H202V261H201ZM201 259H200V261L203 262V258H201ZM247 259H248V257H247ZM247 259H246V260H247ZM252 259H253V258H252ZM257 259H258V258H257ZM257 259H256V260H257ZM259 259H261V258H259ZM20 260H21V259H20ZM59 260L62 261L63 259L60 258ZM79 260H80V258H79ZM86 260H87V259H86ZM91 260H92V259H91ZM122 260H123V259H122ZM125 260H126V259H125ZM130 260H131V259H130ZM142 260H143V259H142ZM147 260H148V259H147ZM162 260H163V259H161V260H159V261L162 262ZM168 260H169V259H168ZM176 260H177V258H176ZM182 260H181V262H182ZM193 260H194V259H193ZM227 260H228V259H227ZM227 260H226V262H224V261H223V262H224V263H228ZM233 260H234V257H233ZM240 260H239V261H240ZM243 260H245V259H243ZM249 260H250V258H249ZM249 260H248V261H249ZM256 260H255V261H256ZM37 261H38V260H37ZM40 261H41V260H40ZM57 261H58V260H57ZM57 261H56V262H57ZM64 261H65V260H64ZM80 261H81V260H80ZM80 261H77V262H80ZM97 261H99V260H97ZM138 261H139V260H138ZM143 261H145V260H143ZM166 261H167V260H166ZM166 261L164 260L165 263H166ZM171 261H172V260H171ZM189 261H190V260H188V262H189ZM197 261H198V260H197ZM206 261H207V260L205 259L204 263H206ZM208 261H210V260H208ZM248 261H247V262H248ZM258 261H260V260H258ZM261 261H262V260H261ZM7 262H8V260H7ZM16 262H17V261H16ZM23 262H24V261H23ZM23 262H22V263H23ZM51 262H52V261H51ZM51 262H50V263H51ZM77 262H76V260H75L74 263L77 264ZM88 262H89V261H88ZM90 262H91V261H90ZM92 262H93V261H92ZM94 262H95V261H94ZM136 262H137V261H136ZM164 262H163V263H164ZM168 262H169V261H168ZM249 262H251V260H250ZM253 262H254V260H253ZM253 262H252L251 264H254ZM35 263H36V262H35ZM44 263H45V262H44ZM48 263H49V262H48ZM52 263H54V262H52ZM57 263H60V262L58 261ZM71 263H72V261H71ZM80 263H81V262H80ZM131 263L134 264L135 262L132 261V262H130V264H131ZM137 263H138V262H137ZM139 263L141 264L140 261H139ZM153 263H156V261L154 262V260H153ZM170 263H171V262H170ZM178 263H179V262H178ZM199 263H200V262H199ZM204 263H203V264H204ZM219 263H220V262H219ZM243 263L246 264L245 262H243ZM255 263H256V262H255ZM257 263H258V262H257ZM257 263H256V264H257ZM261 263H262V262H261ZM29 264H30V263H29ZM37 264H38V263H37ZM55 264H56V263H55ZM61 264H62V263H61ZM63 264H64V262H63ZM72 264H73V263H72ZM78 264H79V263H78ZM88 264H89V263H88ZM180 264H181V263H180ZM188 264H189V263H188ZM190 264H191V261H190ZM196 264H197V263H196ZM206 264H207V263H206ZM216 264H218V263H216ZM232 264H233V263H232ZM234 264H237V263H234ZM239 264H241V263L239 262ZM258 264H259V263H258Z\"/></svg>","mask_w":264,"mask_h":264}]
</instances>
